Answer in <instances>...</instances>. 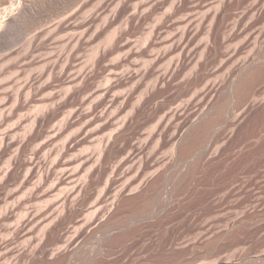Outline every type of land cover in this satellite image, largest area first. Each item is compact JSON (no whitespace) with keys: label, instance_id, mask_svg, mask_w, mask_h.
Here are the masks:
<instances>
[{"label":"bare ground","instance_id":"1","mask_svg":"<svg viewBox=\"0 0 264 264\" xmlns=\"http://www.w3.org/2000/svg\"><path fill=\"white\" fill-rule=\"evenodd\" d=\"M53 1H55V0H0V54L1 53H3V54H1L0 55V78H2V80L3 81H1L2 82V84L4 83V81H5V83H6V81L9 83V82H11L12 80H10L9 79V77L10 76H12L13 74H14V72H13V74L12 75H10L9 73L10 72H12V71H14V70H17L18 71V69L20 68V69H22V68H26V67H31V66H33V65H35L36 63H43L45 66H49L48 64H52V63H54V61L56 60V59H54V61H52L51 59H47V58H45V59H47V60H45V59H42L41 58V60H39V61H35L34 62V58L36 57V56H34V54L36 53V51L39 49V51H41V50H47V42L48 41H50L51 40V36L54 34V36L55 35H59V34H62V33H70L71 34V37H70V40H71V43L72 44H74V46H73V52L71 53L70 52V54H69V56L67 57L68 59L67 60H69V61H72L71 59L72 58H75V56H76V58H78V57H80V56H78V54H80L81 55V51H80V47L84 44L85 45V43L86 44H88L89 42H93V41H91L90 39H89V37L91 36L90 34H92V32H90V30L92 29H90V25L92 24L91 22H92V19L95 17V15H93L92 17H90L91 15H89V17H84V16H86V15H84L85 14V12H83L84 11V9H85V7L90 3V2H92L93 3V1L94 0H87V2L84 4V6L83 7H81L80 9H78V7H77V9L74 11V12H70L69 14H68V12H67V15L66 16H64V17H62V19H59V22L55 25V26H47V24L49 23L48 22V19H47V15H46V17H44V16H42V15H39L40 14V10L43 8L44 9V6L46 5V6H48V4H50L51 2H53ZM76 1L77 0H62V1H60V2H62V3H64L65 4V6H64V8H63V10L66 8H70V7H72L75 3H76ZM98 1V0H97ZM96 1V2H97ZM100 1H102V0H100ZM104 1V4H105V7H107V8H112V7H114L115 9H119V7L120 8H124V10H126V9H128V11L130 10V9H132V8H130L129 7V5L132 3V5H133V2L135 1V0H133V2H132V0H103ZM103 1L102 2H100L101 4L103 3ZM140 1V0H139ZM165 1H168V0H147L145 3H142L143 5H141L140 4V7H139V5H135V8L133 9V10H135L134 11V13H132V14H129V15H132V16H130V18L128 17V20L129 19H131L132 18V20H133V18H135L136 16H138V11L140 10H142L141 11V15H139V17L141 18V16L144 14V13H148L149 11L151 12H153V10H155V9H160V7H162V8H164L165 6ZM178 1V2H177ZM183 0H175V2L174 1H172V3H173V7H174V9H177L178 8V10H180L179 9V7H180V5L182 6L183 4H180L181 2H182ZM193 1H195V0H193ZM59 2V3H60ZM55 3H56V1H55ZM55 3H53V4H55ZM61 3V4H62ZM82 3V2H81ZM137 3H138V1H137ZM136 2L134 3V4H137ZM168 3V2H167ZM167 3H166V7H167ZM193 4V6H194V8L192 9V7L193 6H191V9H190V12H189V10H187L188 11V13H186L187 11H185V13H186V15L185 14H183V17H184V19H183V17H182V19L179 21V20H177L176 19V17L174 18V19H176V21H174L172 18V16L173 15H171V16H166V18L164 17V16H160V17H163V18H165V19H163V18H161V19H163V20H166V21H161L162 23H160L159 21H158V24L155 26V25H153V28H151L152 30H150L149 31V33L147 32V35H146V33L144 34V35H146V37H144V38H147V39H145V43H147V46L149 47L148 48V50L150 49V48H152L153 50H154V48H155V51H154V53H153V51L151 52V50L152 49H150V51H148L147 52V48H145L146 47V45L143 43V47L145 48V50L146 51H143L142 52V54L145 52V53H149V52H151L150 54L152 55V53H153V55L152 56H154V54H156L155 52H157L158 51V48L157 47H164L163 49H164V54H162L163 52V49H162V51H161V53H160V51H159V54H161V55H158V52H157V57H154V58H151V57H149L150 56V54L149 55H147L148 57V59L147 60H149V58H151L148 62H147V60H146V62L148 63V66L150 65V67L151 68H154V66L152 67L151 66V64H153V62L155 61L159 66H161V63H164V62H166L167 63V57L168 56H170V55H172V54H174V55H176V57H174V55H173V59L171 60V62L170 63H172V61H174L175 59L174 58H176L177 59V61H176V63L174 64L175 66H173V63L171 64V66H173L174 68H172L171 70H167V72L165 71V73L163 72V73H159V72H157V74H156V70L155 71H153V72H155V73H153L152 72V70H151V73L152 74H154V75H156V78L154 79L155 80V82L152 80L151 82H154L155 84H152V86L154 85V88H152V89H149V94H146V92H148V89L146 88V87H148V86H144L145 88H144V94L142 95L141 94V101L143 102V100H146L145 98L147 97L146 95H149L150 96V94H152L153 95V97L152 98H154L155 97V99H157L156 98V96L158 95V94H156V93H154V91H155V89H157L158 91H159V88L160 87H169V86H171L172 85V83L174 82V81H177V82H180L181 83V87L183 86L184 87V91H185V89L186 90H189L190 91V89H194L195 87H196V85H198V82L201 80L200 79V77L202 76V74H204L205 72H207L208 71V67H209V61H210V58H211V55L210 54H212V57H213V55H214V57L216 56L217 57V55H219V58L221 57V56H223L224 54V56H226L227 55V66H228V68H226V69H228L229 71H231V73H233V78L231 79H227L226 77H225V79L223 78V81L221 82V83H212V84H205V86H204V88L202 89V91H200L201 93H200V95L199 96H196L197 95V93L198 92H196L198 89H194V91H195V95L193 96V98H191L190 100L188 99V101L186 100V102H184V103H178V104H176L175 105V103H177V98H176V100L174 101V100H172L171 101V104L167 107V108H165V107H162V105L159 103V102H157L156 104H154L153 105V107L150 109V116H152L153 118L154 117H159L160 116V114L161 115H163V116H161L160 117V121L159 122H156V124L157 125H152V126H154L153 128H151L150 127V134H149V136H147V137H149L151 140H155V142H157L156 143V148L154 147V149L153 150H151V148H149L150 146V144L148 145L147 143L149 142V138H147V140L146 141H144L143 139L142 140H139V141H141L140 143H136V142H130V141H128L127 139V134H129L128 133V131H129V129H131V126H132V123H134V117H129V115H127L126 116V114L127 113H125V115L124 116H126V118L122 115V112H123V110H124V108H128L130 105V107L132 108V110L131 109H129V110H131L132 111V113H140V111H139V109H140V106H139V104L138 103H140V101L138 102V103H133V102H135V101H133L132 99V97H131V95L133 94V93H131L130 94V92H126V93H128L127 94V96H125L126 94L124 93V94H122V95H124V96H122L123 98L122 99H120L121 98V96H120V98L117 96V95H115L116 93L117 94H119V91L116 89V87H118V85L116 86V82H114V80H116L117 78H120V77H124L125 75H124V73L123 72H121V73H123V74H121L119 71H117L118 69V67L117 68H115L116 67V65L118 64V62H117V64L116 63H114L113 65L115 66H113V65H110V64H112V63H110L109 65L110 66H112V67H114L115 69H114V72H112L111 74H115L114 75V80H112L113 79V77L111 76V74H110V72L111 71H113L110 67V72H107V70H108V68H107V70H105L107 73H109L108 75L109 76H111V77H109V76H103L104 78L105 77H107V79H106V81L105 82H107V85H105L106 83L104 82V81H101V82H104V85L106 86H104L103 87V89L101 88H99V89H97V91H95L94 93H96L94 96H96V98L94 97H92L93 98V100L94 99H97V98H99V99H101V103H100V100L99 99H97V100H95V101H99V103L98 102H94L93 100H92V98H91V101H89L88 99H84L85 101H87L90 105H91V107L90 106H88L89 104H86V102L84 103L83 102V100L82 101H80V102H83L85 105H87V107H89L90 109H88L89 111H86V112H83V113H77V114H79V115H75L74 114V110H78V108L76 109L75 107H72V106H77L76 104L75 105H73V103L74 102H76V101H71L70 102V107H68L67 105H65V106H67L68 108H71L70 109V111L72 110V109H74L72 112V114H74L76 117H80L81 118V129H79V130H81V132H82V136H83V138H87V139H91V138H94V137H96V136H98L99 135V132L101 131V132H103L104 133V131H105V129L107 130V132H109V130L108 129H110L111 131H110V133L108 134V136H107V138H105L106 136H104V138L106 139L105 141H101V140H103V139H101L102 138V136H101V138H99L100 139V141L102 142V143H104V142H106L105 144H104V147H103V149H100V148H102V143L100 142L99 144H101L98 148V150H100V156H99V160H98V162H97V164L94 166V165H91L92 164V162L94 161V158L92 159V158H90V157H92V156H90V157H83V155L82 156H80L81 154H79V156L80 157H78L77 156V158H75L76 160V162L78 163V167H79V170H82V168H88V169H86V171H84V172H86V174L84 173V172H82V171H80V172H82L83 174H85L84 175V177L87 179V178H90V177H94V176H102V174L105 172V174H106V170H105V165L106 164H108V162H109V160H110V158L112 157V155H111V151L115 148V147H117L119 144H123L126 140H127V143H128V145H126L127 147H126V149L124 148V150H125V154H124V157H123V159L121 158V162H120V160H119V162H120V164H118L117 166H114V168L112 169V175H111V177H109L110 176V174H109V176H107L108 174H106V176L107 177H109L108 179V183L106 182V184L107 185H105L104 184V190H103V192L104 193H102V191H101V189L99 190L101 193H99V191H98V193L100 194V195H102L103 194V196H101V198L99 197L100 195H98V197H97V201L96 200H94V204H96V205H93V206H95V209H96V211H95V209H91V210H93L94 211V214L95 213H99V212H101V211H104V208H105V210H107V211H104V214H103V212L101 213L102 215H104L103 217H101L102 219V221L101 222H98V224L96 225V223H95V225H93V226H95V228L96 227H98L99 228V233L100 232H102V231H104L105 232V234L107 233L106 231H109L110 229H112L113 227H118V225H121V224H123V223H127V222H131V219L132 218H140V220H144V218H146L147 217V219H150V215H152V214H156V215H158V217L159 216H162V214L163 213H165V211L170 207V206H173V205H175L176 203H177V201H173L172 200V198H168V197H164V194H168V193H172V191H173V189H177V191L180 189V194L183 192V191H185V192H187L188 193V191H190L191 189H192V187L194 186V181L199 177V175L201 174H207L208 172L207 171H209V170H206V167H208V166H206L205 167V165H203L202 163L205 161V158H204V161L203 162H201V160H200V162H199V158L198 159H196L195 161H197L196 162V164H194L193 166H190L191 168L190 169H187L188 171L187 172H184V173H182V174H180V175H178L177 176V174H175L174 172H173V174H171L172 176H167V173L165 172V168H170V167H172V166H170L169 164L171 163V161L173 160V158L174 157H176V155L177 154H181V156L182 155H184V156H186V158H187V156L189 155H194L197 151H199V149L200 148H202L203 146H204V144H205V142H207L208 141V139L209 138H216L215 140H217L218 141V144H219V147L220 148H222V146H220V143L221 142H219V140H218V137L220 136V131L222 130V127L220 128L219 126L220 125H224V126H227V125H232L233 127H236V128H229V130L231 129H234L233 131H234V133H235V130L237 129V127L239 128V126L242 124V123H244L246 120H248L247 118H248V116L250 115V113L253 111V110H255L257 107L259 108V107H262V108H264V94H261V93H259L258 92V89L260 90V86H259V84L261 83V84H263L264 83V0H197V1H195V4H194V2H192ZM91 4V3H90ZM93 4H96L95 2L93 3ZM180 4V5H179ZM50 5H52V4H50ZM103 5V4H102ZM172 5V4H171ZM45 6V7H46ZM74 6H76V5H74ZM94 6V5H93ZM164 6V7H163ZM47 8V7H46ZM46 8H45V10H46ZM49 8V7H48ZM58 8H60V7H58ZM73 8V7H72ZM90 8V7H89ZM122 8V9H123ZM130 8V9H129ZM66 9H65V11H66ZM71 9V8H70ZM88 9V8H87ZM101 9H104L103 8V6H102V8ZM100 9V10H101ZM166 9V8H165ZM182 9V8H181ZM109 10V9H108ZM111 10H113V11H111V12H113V13H109L108 12V14H106L107 16H101V15H99L100 17H102L103 18V20L105 19L106 21H105V25H107V21H108V23L109 22H111V21H109V20H107V18H109L110 20H111V18L112 17H114V9L112 8ZM116 10V11H117ZM133 10H132V12H133ZM161 10V9H160ZM163 10V9H162ZM177 10V11H178ZM236 10H242V16H240L239 17V21L237 20V23L235 24V25H233L232 26V24H229L230 23V20L231 19H233V13H235L234 11H236ZM64 11V12H65ZM70 11V10H69ZM99 11V10H98ZM102 11V10H101ZM119 11V10H118ZM121 11V10H120ZM123 11V10H122ZM122 11H121V15L122 14H124V12L125 11H123V13H122ZM194 11H196V12H198V13H202V15H205V16H202V15H200V17L202 16V18H197V20L195 19V16L192 14V12H194ZM213 11V12H212ZM155 12V11H154ZM159 12V11H158ZM179 12V11H178ZM48 13H51V12H48ZM98 13V12H97ZM118 13H120V12H118ZM131 13V12H130ZM156 13V12H155ZM154 13V14H155ZM212 13V14H211ZM54 14V13H53ZM61 14V13H60ZM100 14V13H99ZM102 14V13H101ZM112 14V16L110 17V15ZM150 14V13H149ZM148 14V15H149ZM157 14V13H156ZM175 14V13H174ZM178 13H176L174 16H176ZM210 14V15H209ZM84 15V16H83ZM116 15V14H115ZM145 15V14H144ZM152 15H153V13H152ZM163 15V14H162ZM209 15V16H208ZM53 16V15H52ZM146 16H147V14H146ZM145 16V17H146ZM186 16V17H185ZM97 17H98V15H97ZM100 17H98V18H96L97 20L100 18ZM107 17V18H106ZM116 17V16H115ZM118 17V16H117ZM138 17V18H139ZM144 17V16H143ZM159 16L157 15V18H158ZM204 17V18H203ZM53 18V17H52ZM137 18V19H138ZM139 18V19H140ZM178 18V17H177ZM95 19V18H94ZM93 19V23L94 22H96L95 20ZM114 19V18H113ZM115 19H118V18H115ZM179 19V18H178ZM201 19V20H200ZM127 20V22H128V24L126 23V25H129V23H130V21L131 20H129L128 21ZM142 20H144V19H141L140 21H142ZM145 20H147V19H145ZM144 20V21H145ZM209 20H211V22H208L209 23V31H208V34H206L207 35V37H206V45H204L205 46V48H202V50L203 49H205V50H203V51H201L202 53H200V55L202 56V54L204 53V51H206V54H207V51H209L208 53H210L209 55V57L208 56H206V55H204L203 54V56L204 57H202V59L203 58H205V57H208V59H205L203 62H196L195 60V58H196V55H198V54H196L197 52H198V43H196V41H197V37L199 36L198 35V33H199V31H201V30H199V28L203 25V24H205L207 21H209ZM244 20V21H243ZM114 21V20H113ZM242 21H243V23H242ZM102 23V22H101ZM112 23V22H111ZM108 24L109 25V28H110V25H112V24ZM133 23V22H132ZM160 23V24H159ZM96 24H97V22H96ZM104 24V23H103ZM114 24H115V21H114ZM263 24V25H262ZM130 25H131V23H130ZM229 25H231L232 27H229ZM262 25V26H261ZM95 26V24H93V30H94V33H95V31L97 32V29L95 30V28L96 27H94ZM97 26V25H96ZM115 26H117V25H115ZM115 26H113L114 27V29L115 30H112V32H111V29H110V34H108V36H107V38H106V41L104 42V44H102V42H101V45H97V43H94L95 45H93V43H92V45H91V47L92 46H96V50L95 51H93V49H94V47H92V51H93V55H94V53L95 54H100V56L102 55V56H104L105 57V55H107L106 54V52L108 51L107 50V48H108V46L110 47H113V46H115V44H120V45H122L123 44V42L125 43V41L129 38H127L126 39V37L129 35V34H127V32H125V31H127L125 28L126 27H124V29H125V31H124V29H120V27H122V24H121V26L120 25H118V26H120L119 27V29L118 28H115ZM112 27V28H113ZM202 27H204V25L202 26ZM201 27V29H203ZM97 28H99V27H97ZM123 28V27H122ZM92 30V31H93ZM109 30V29H108ZM173 30H176V32L174 33V32H172ZM30 31H36L31 37H29L28 38V40H26V43H25V45H24V48L22 49V50H18L17 49V47L16 46H14L15 44H14V42L16 43H18V41H16V39L18 38V36L20 35V34H28L29 35V32ZM105 31H107V29L105 30ZM32 32H30V34L32 33ZM90 33V34H89ZM172 33V34H171ZM174 33V34H173ZM27 34H26V36H27ZM66 34V35H67ZM69 34V35H70ZM131 35V34H130ZM129 35V36H130ZM24 36V35H23ZM233 36H238L239 38H241L242 40L241 41H239L240 43H238V44H236L237 46L235 47V48H233L234 50H232V48H230L229 46V40L231 39H233L234 40V37ZM53 37V36H52ZM59 37H61V36H59ZM92 37H93V35H92ZM96 37V36H95ZM93 38V40L94 39H96V38ZM106 37V36H105ZM233 37V38H232ZM21 38V37H20ZM56 38V37H55ZM130 38H132V36L130 37ZM144 38H142V39H144ZM237 38V37H236ZM58 39V38H57ZM126 39V40H125ZM98 40V39H97ZM125 40V41H124ZM238 40V39H237ZM240 40V39H239ZM130 41H132V39H130V40H127V43L129 42L130 43ZM147 41V42H146ZM133 42H135L134 40L131 42V44L133 43ZM233 42V41H232ZM62 43V42H61ZM71 43H70V41H69V45L71 46ZM127 43H125V44H127ZM136 43V42H135ZM229 43V44H228ZM125 44H124V46L123 47H125ZM131 44H127L128 45V47L131 45ZM137 44V45H136ZM136 44H134V46H133V44L131 45V46H133V47H138V48H136L134 51H132V49H134L133 47L131 48V46L129 47L130 48V50H129V48L127 49V48H125V49H127L129 52H127L126 50H124V48H122V47H118V49H123L124 51H125V53L123 52L122 53V51H121V54L123 55H125L126 56V53L128 54L129 53V55H130V52H132V53H134L137 49V51L139 52L140 50H139V46H138V43H136ZM228 44V45H227ZM17 45V44H16ZM59 45V44H58ZM62 45V44H61ZM83 45V46H84ZM86 46V45H85ZM89 46V45H88ZM203 46V47H204ZM251 46H253V48H252V50L250 51V52H252V55L254 54V56H253V58L252 59H250V58H248L247 56H246V58H244V62L242 63V62H239L238 60H240V58L241 59H243V57H241L240 55L242 54V55H244V52L246 51V50H248ZM15 47V48H14ZM90 47V46H89ZM90 47V48H91ZM111 47L109 48V51L110 50H114V48L116 47H114V48H112L111 49ZM226 47H229V50L231 51V52H227V54H226V52H225V50L227 49ZM141 48V47H140ZM224 48H226V49H224ZM25 49V50H24ZM116 50H117V47L115 48ZM141 49H143V48H141ZM166 49V50H165ZM201 49V48H200ZM199 49V50H200ZM24 50V51H23ZM115 50V51H116ZM72 51V50H71ZM118 52H116V53H120L119 52V50H117ZM225 53H224V52ZM227 51V50H226ZM43 52V51H42ZM80 52V53H79ZM113 52V51H112ZM138 52L136 53H134V54H132V56L134 55L135 56V58H134V60H136V61H138L140 58H138V57H140V55L139 56H136V55H138ZM200 52V51H199ZM38 53V52H37ZM108 53V52H107ZM114 53V52H113ZM112 53V54H113ZM140 54V53H139ZM141 54V55H142ZM36 55V54H35ZM91 56L90 58L92 59V58H94V57H96L97 55H95V56ZM114 55V54H113ZM143 55H145V54H143ZM142 55V56H143ZM208 55V54H207ZM40 56V55H39ZM99 56V55H98ZM101 56V57H102ZM111 54H109V57L111 58ZM125 56H124V58H125ZM131 56V55H130ZM129 56V57H130ZM240 56V58H238ZM57 57V56H56ZM108 57V56H107ZM109 57H108V59H109ZM114 57H116V56H114ZM120 58H118V59H120V61L122 60V58H123V56H119ZM144 57H146V56H143V58ZM126 58H128V57H126ZM125 58V59H126ZM130 58H132L133 59V57H130ZM130 58H128V59H126L127 61H126V63H128L129 62V59ZM223 59H224V57H222ZM53 59V58H52ZM90 59V60H91ZM104 59V58H103ZM105 59H106V57H105ZM107 59V60H108ZM132 59H130V60H132ZM138 59V60H137ZM145 59V58H144ZM152 59H154V61L152 60ZM52 62H51V61ZM58 57H57V60L55 61L56 63H58V65L59 64H61L60 65V67L62 66V63H60V61L58 62ZM60 60H61V58H60ZM93 60V59H92ZM97 59H95V61H96ZM116 60V59H115ZM134 60H132L131 62H130V65L131 64H135V63H137V62H134ZM75 59H73V62L75 63ZM106 61V60H105ZM117 61H119V60H117ZM120 61H119V63H120ZM123 61V64H124V60H122ZM121 61V62H122ZM145 61V60H144ZM143 61V62H144ZM225 61L226 60H222V62L223 63H225ZM242 61V60H241ZM49 62H51V63H49ZM61 62H62V60H61ZM102 62H103V60H102ZM116 62V61H115ZM142 62V63H143ZM145 62V63H146ZM151 62V63H150ZM175 62V61H174ZM56 63L55 64H52V66H58V65H56ZM70 63V64H69ZM71 63L72 62H68V64H69V66L71 65ZM96 63H97V61H96ZM165 63V64H166ZM237 63H242V64H240L239 66H237ZM42 64V65H43ZM66 65H68L67 64V62L65 63ZM65 64L63 65V67H65ZM73 64V63H72ZM122 64V63H121ZM123 64H122V66H123ZM144 64V63H143ZM167 64H169V63H167ZM188 64H194V72H195V74L194 73H192V72H190L189 74L193 77V78H195V80H193V78H192V80L191 79H189V78H191V77H187L188 79H185V77L184 78H182L183 76H181V78H180V76H179V74H180V72H181V70H182V68H185V66H187ZM39 65V64H38ZM44 65L42 66V68L44 67ZM76 65V64H75ZM75 65H73V66H75ZM94 65H95V63H94ZM124 65H126V64H124ZM132 65V66H133ZM145 65V64H144ZM225 65V64H224ZM224 65H222V66H224ZM69 66H68V69H67V72H68V75L66 76V82H64V85L66 86L65 88L64 87H62V86H64V85H62L61 87L63 88V89H65L64 91H66V95L68 96V95H71L69 92H67V91H69V90H71L70 92H72L73 90H76V89H73L72 90V88H77V86L78 87H81V84L83 83V82H85V81H87V83H88V81L90 80H86V77H85V75L83 76L82 74H83V72L80 70L78 73L76 72H73L74 71V69H76L77 67H74L73 68V71L71 72L70 70L72 69V68H70L69 69ZM72 66V67H73ZM121 66V67H122ZM128 66V65H127ZM130 67V68H134V69H136L135 67ZM135 66V65H134ZM138 66V64L136 65V67ZM147 66V65H146ZM159 66H158V68H159ZM237 66V67H236ZM40 67V66H39ZM51 67V66H50ZM50 67H49V69H50ZM63 67H61V71H65V69H62ZM71 67V66H70ZM108 67V66H107ZM124 67V66H123ZM149 67V68H150ZM52 68V67H51ZM56 68L57 67H53V70H50V71H54V73L56 74ZM67 68V67H66ZM187 68V67H186ZM6 69V70H5ZM37 69V68H36ZM39 69V68H38ZM44 70H45V68H43ZM59 69V68H58ZM117 69V70H116ZM137 69H138V67H137ZM137 69L136 70H134V71H132V72H135L136 71V74H137ZM146 69V68H145ZM145 69H141V70H143V71H139V72H143V73H141V74H137V75H135L134 76V73L132 74L131 73V75L129 74V78H133V77H130V76H134V78H139V79H141V81L143 80V79H145L144 81H143V83H141V84H139V82L137 83V80L139 81V79H136V81H135V84L137 83V85L139 84L140 86L142 85V84H144V82L147 80V78H149V77H147L146 76V74H147V71H145ZM181 69V70H180ZM32 70V69H31ZM34 70V69H33ZM108 70V71H109ZM147 70H148V68H147ZM190 70H192L193 71V69H191L190 68ZM189 70V71H190ZM217 70V69H216ZM216 70H213L214 72L216 71ZM5 71V72H4ZM16 71V72H17ZM30 71V70H29ZM49 71V70H48ZM64 71L63 72H61L62 73V75H63V73H64ZM104 71V74L106 73ZM117 71V72H116ZM145 71V72H144ZM15 72V73H16ZM20 72V71H19ZM47 72V71H46ZM66 72V73H67ZM119 73V74H121V75H116V73ZM130 72V71H129ZM138 72V73H139ZM148 72H149V70H148ZM70 73H72V75L70 74ZM73 73H74V75H73ZM193 75H192V74ZM7 74V75H6ZM45 74V73H44ZM48 74H49V72H48ZM51 74H52V72H51ZM54 74V75H55ZM58 74V73H57ZM65 74V73H64ZM149 74H150V72H149ZM149 74H147V75H149ZM6 75V76H5ZM9 75V77H8V80H5L3 77L5 76L6 77V79H7V76ZM42 76H43V73L41 74ZM181 75V74H180ZM194 75H196V77H194ZM204 75H206V74H204ZM203 75V76H204ZM40 76V75H39ZM42 76H40L41 77V80H42ZM48 76V75H47ZM47 76H46V81H47V83H48V85L46 86V87H44L45 85H42V83L44 82H42L41 83V87H43V88H45V91L46 90H50V92H51V90L53 91H55L54 93H56V88H55V86H54V81H53V79L52 78H54V77H52V75H49L48 76V79H50L51 77V79H52V82L53 83H51V84H49L50 82H49V80H47ZM51 76V77H50ZM56 76H58V77H60V74L59 75H55V78L57 79L58 77H56ZM88 76V75H87ZM115 76H118L117 78L115 77ZM126 76H128V74L126 75ZM145 76H146V78H145ZM150 76H151V74H150ZM13 77V76H12ZM62 77V76H61ZM68 77V78H67ZM152 77V76H151ZM11 78V77H10ZM14 78V77H13ZM37 78H39V77H37ZM37 78H35V79H37ZM88 78H89V76H88ZM116 78V79H115ZM126 78V77H125ZM128 78V77H127ZM128 78V81H130V79ZM197 78V79H196ZM202 78V77H201ZM34 79V78H33ZM34 79V80H35ZM120 79H122V78H120ZM203 79V78H202ZM1 80V79H0ZM15 80V79H14ZM34 80H32V81H34ZM38 80V79H37ZM39 80H40V78H39ZM38 80V82H40ZM44 80V79H43ZM63 80V79H62ZM64 80H65V78H64ZM117 80H119V79H117ZM124 80V79H123ZM126 80V79H125ZM28 81V80H27ZM30 81V83H28V85L30 84V85H32V87L30 86V90H34L35 91V93H36V96H38V95H40V94H38L37 95V93H39V92H42L41 90H42V88L40 89V87H38V88H35L33 85V83H31V79L29 80ZM28 81V82H29ZM45 81V82H46ZM127 81V80H126ZM140 81V82H141ZM0 82V83H1ZM37 82V83H38ZM56 82V81H55ZM131 82H133L134 83V81H133V79L131 80ZM151 82H150V85H151ZM6 84V86L7 85H9V84ZM12 83H13V81H12ZM16 83V82H15ZM36 83V82H35ZM36 83V84H37ZM63 82H61V84H62ZM120 83V82H119ZM123 83V82H122ZM121 83V84H122ZM127 83H129V82H127ZM26 85H27V82L25 83ZM40 84V83H39ZM84 84V83H83ZM89 84V83H88ZM88 84H86V85H88ZM117 84H118V81H117ZM135 84H130V85H132V89L133 88H135V87H137V86H135ZM147 84V83H146ZM11 85V84H10ZM26 85H25V87H26ZM27 85V87L25 88V90H27L28 89V91H26L25 92V90H24V88H23V86H20V92H21V90H22V92H25L24 93V95H26V93L29 95V93L31 92L30 90H29V86ZM80 85V86H79ZM85 85V84H84ZM120 85V84H119ZM138 85V86H139ZM147 85H149V83L147 84ZM149 85V86H150ZM180 85V84H179ZM14 86V85H13ZM12 85H11V87H13ZM36 86V85H35ZM38 86H40V85H38ZM23 89H22V88ZM182 87V88H183ZM7 88V87H6ZM32 88V89H31ZM88 88H89V86H88ZM197 88V87H196ZM262 88V87H261ZM0 89H2V87L0 88ZM4 89V88H3ZM2 89V90H3ZM63 89H60V90H62L63 91ZM79 88H77V90H78ZM132 89H131V92H132ZM24 90V91H23ZM77 90H76V92L75 91H73L74 93H76L75 95H79L80 94V97H81V91H78V93H77ZM81 90H82V88H81ZM83 90L84 91H86L85 90V88H83ZM82 90V91H83ZM115 90H117L118 92H116V93H114L115 92ZM147 90V91H146ZM180 90H182V89H180ZM179 90V91H180ZM30 91V92H29ZM43 91H44V89H43ZM48 91L47 92H45V93H47V95L49 96V95H51V96H53V97H55V98H53V99H51V97L49 96H47V95H45L47 98H50L52 101L53 100H55L56 99V97H57V95L56 96H54V93H48ZM88 91V90H87ZM183 91V92H184ZM199 91V90H198ZM261 91V90H260ZM0 92H3V91H1L0 90ZM59 92V91H58ZM157 92V91H156ZM182 91H180V93H181ZM182 92V93H183ZM193 92V91H192ZM261 92H263V90L261 91ZM5 93V92H4ZM3 93V94H4ZM18 93H19V89H18V92H17V94H16V99H17V96H19L18 95ZM33 93L34 92H32V93H30V95L32 94L33 95ZM64 93V92H63ZM68 93V94H67ZM85 93V92H84ZM120 93H122V91L120 92ZM180 93H178V94H180ZM184 93H187V95H188V92H184ZM184 93H183V95H184ZM264 93V92H263ZM0 95V100H2V98H3V96H4V98L7 96V99L5 98H3V103L5 104V103H7L6 102V100L8 101V97H9V95ZM59 95H60V93H58ZM83 94V93H82ZM199 94V93H198ZM261 95L260 97L258 96V95ZM21 96V98H23L22 97V94H20ZM23 95V96H24ZM30 95L28 96V98H29V101H28V99L26 100V101H28L29 103H30V100H32L31 99V97H30ZM41 95H43V97L41 98V101H43V98H45L44 97V94L42 93ZM61 95H63V94H61ZM60 95V96H61ZM65 95V96H66ZM145 95V96H144ZM2 96V97H1ZM11 96V95H10ZM27 96V95H26ZM60 96H58V97H60ZM73 96H74V94H73ZM179 96V95H178ZM178 96H176V97H178ZM196 96V98H194ZM263 96V97H262ZM13 97V96H12ZM25 97V96H24ZM40 97V96H39ZM57 97V98H58ZM61 97H63V96H61ZM82 97H83V95H82ZM182 97V96H181ZM180 97V98H181ZM262 97V98H261ZM27 98V97H26ZM65 98V97H64ZM69 98V97H68ZM68 98H65L66 100L68 99ZM73 98V97H72ZM136 98V97H135ZM134 98V99H135ZM13 99V98H12ZM15 99V98H14ZM16 99H15V101H16ZM24 99V98H23ZM46 99V98H45ZM50 99H49V101H50ZM63 99V98H62ZM70 99V98H69ZM68 99V100H69ZM79 98H77V100H78ZM80 99H82V98H80ZM137 99V98H136ZM175 99V98H174ZM48 100V99H47ZM47 100H45V101H47ZM59 100H60V98H59ZM58 100V101H59ZM131 100H132V103L133 104H130V102H131ZM138 100V99H137ZM139 100H140V97H139ZM149 100H150V97H149ZM149 100H146L147 102L146 103H148L149 102ZM5 101V102H4ZM10 102H13V101H11V99L9 100ZM14 101V102H15ZM24 101V100H23ZM34 101V100H33ZM57 101V100H56ZM55 101V102H56ZM130 101V102H129ZM153 101H154V99H153ZM179 101V100H178ZM18 102V100L16 101V103ZM32 102V101H31ZM37 102V101H36ZM44 102V101H43ZM67 102L68 101H66V104H67ZM128 102H129V105H127L128 107H126L125 105L126 104H128ZM137 102V101H136ZM2 102H0V104H1ZM3 103L1 104V105H3ZM9 103V102H8ZM16 103H15V106L13 105H11L10 104V107L12 106V108L13 109H15V107H16ZM23 103H27V102H23ZM22 103V104H23ZM34 103V102H33ZM37 103H39V102H37ZM37 103H34V104H36V105H41V103L40 104H37ZM52 102H47V103H43V109H44V107H49V109H50V107L54 104V105H56L57 103H59V102H57L56 104L55 103H53V104H51ZM78 103V102H77ZM82 103V104H83ZM33 104V108H34V105ZM46 104V105H45ZM47 104H51V106H48ZM83 104V106H85ZM99 104H101L100 106L102 107V109H103V111H101L102 113L101 114H98V115H96L97 113V111L95 112V109H97V107L99 106ZM117 104H119V106H117L116 107V105ZM142 104V103H141ZM144 104H145V102H144ZM1 105H0V118L1 117H4L5 118V113H7V112H5L4 113V109H5V105L4 106H2L1 107ZM24 106H25V104H23ZM54 105H53V108H54ZM58 105V104H57ZM79 106L81 105L80 103L78 104ZM8 107H9V105H7ZM7 106H6V109H5V111L7 110V111H11V108H10V110H8L7 109ZM24 106L22 107L23 109H24ZM29 107L31 106V105H28ZM100 106H99V108H100ZM28 107V109L26 108V109H24V110H29V111H33V113L35 114V115H33V116H35L34 117V119H35V122H37V124H38V121L39 120H41V117H39L40 119L38 120L36 117H38L37 115H39L40 113L38 112V110H40V112H43L42 110V107L40 106V108H37V111L35 110V108H34V110H33V108H29ZM64 107V106H63ZM67 107H65V109H67ZM114 107H116L117 108V110H116V114L114 113V115L113 116H111L112 115V111H115L114 109H112V108H114ZM21 108V109H22ZM98 108V109H99ZM242 109V111H240V113H238L237 115H234L233 116V114L236 112V109ZM13 109H12V111L11 112H8L9 114L10 113H13ZM18 109V108H17ZM20 108H19V110H21ZM22 109V111H24ZM31 109V110H30ZM48 109V108H47ZM64 109V110H65ZM239 109V110H240ZM261 109V108H260ZM16 110V109H15ZM19 110H17L16 112L19 114V115H21L18 111ZM44 110H46V109H44ZM56 109H54L53 111H55ZM112 110V111H111ZM239 110L237 111V112H239ZM259 110V109H258ZM21 111V112H22ZM26 111V112H27ZM28 111V112H29ZM32 111L30 112V114H32ZM34 111H36L37 112V115H36V113L34 112ZM47 111V110H46ZM50 111V110H49ZM58 111V110H57ZM57 111H55V112H57ZM61 111H63V108H62V110ZM66 111V110H65ZM16 112L14 111V113L16 114ZM45 112V111H44ZM48 112V111H47ZM124 112H126V110L124 111ZM256 112V111H255ZM264 111H262V113H263ZM39 113V114H38ZM61 113H63V112H61ZM60 113V114H61ZM69 114H68V116H70V112H68ZM76 113V112H75ZM96 113V114H95ZM254 113V112H253ZM252 113V114H253ZM8 114V115H9ZM14 114V115H15ZM42 114V113H41ZM40 114V115H41ZM54 114H56V113H54ZM63 114H65V113H63ZM71 114V116H73ZM111 114V115H110ZM122 115V117H121V115ZM137 114V115H138ZM255 114V113H254ZM4 115V116H3ZM7 115V116H8ZM14 115H13V120L15 119L14 118ZM19 115H15V116H19ZM28 115H29V113H28ZM62 115V114H61ZM258 115V114H257ZM6 116V117H7ZM21 116H23V115H21ZM20 116V117H21ZM42 116V115H41ZM53 117L55 116V115H52ZM52 116H50V118L52 119L51 121L53 122V119L55 118H52ZM59 116L60 115H57L56 114V119H58L59 118ZM64 116V115H63ZM65 116H67V114L65 115ZM68 116H67V119H65L64 120V118L63 119H61V121H62V123H61V121H59L60 123H57V121H56V123L55 124H59L60 125V129H65L64 128V126L65 125H67V124H69L68 122H69V120H72V119H69L68 118ZM16 118V119H18V120H21L22 119V121L20 122L21 124L23 123V120L25 119L24 117L25 116H23L22 118ZM28 117H30V116H28ZM28 117H26V122H27V126L29 127L30 126V124H29V121L30 120H27L28 119ZM58 117V118H57ZM61 117V116H60ZM75 117V118H76ZM124 117V118H123ZM138 117V116H137ZM250 117V116H249ZM259 117V116H258ZM264 117V116H263ZM3 118V119H4ZM8 118V120L7 121H9V119L11 118L10 117V115L7 117ZM7 118H5V119H7ZM24 118V119H23ZM31 118V117H30ZM49 118V119H50ZM3 119H1V122L3 123ZM34 119H32V121H31V124H34ZM42 119H44V117H42ZM56 119H54V120H56ZM60 119V118H59ZM58 119V120H59ZM78 119V118H77ZM77 119H76V122H74V119L72 120L74 123H76L77 124ZM137 119H140V118H137ZM3 120V121H2ZM38 120V121H37ZM141 120V119H140ZM6 121V120H5ZM4 121V123H6ZM16 120H14V121H11V119H10V125L12 124V122L14 123ZM42 121V120H41ZM40 121V122H41ZM72 121H71V124L72 125H74L73 123H72ZM154 121V120H153ZM1 122H0V124H1ZM39 122V123H40ZM49 123H51L50 121H48ZM137 122H138V120H137ZM247 122V121H246ZM4 123L2 124V125H4ZM43 123V122H42ZM41 123V124H42ZM79 123V124H80ZM257 123V122H256ZM259 123V122H258ZM8 124V123H7ZM6 124V125H7ZM9 124H8V126L7 127H3L2 129L3 130H5L6 128L7 129H10V130H12L11 128H14L15 127V125H16V127H17V129L18 130H20L21 129V131L23 130V129H26L27 130V135H28V128H27V126H24L23 124L22 125H19V122L17 123V124H14L13 125V127H10V128H8L9 127ZM24 124H25V122H24ZM41 124H40V126H39V129H38V131H37V133L36 134H34V135H36V136H32V137H35V141H38V139H39V137L41 138L42 136V132H44V130H43V128L41 127ZM75 124V125H76ZM43 125V124H42ZM1 126V125H0ZM18 126H19V128L21 127V126H23V129H22V127L19 129L18 128ZM34 126V125H33ZM35 126H36V123H35ZM37 127V126H36ZM36 127H33L34 129H33V131L36 129ZM44 127H46V126H44ZM55 127H58V126H56L55 125ZM66 127V126H65ZM72 126H70V128H71ZM76 127V126H75ZM133 127V126H132ZM219 127V128H218ZM5 128V129H4ZM29 128H31V127H29ZM38 128V127H37ZM50 128V127H49ZM0 129H1V127H0ZM5 130L4 132H6V133H4V132H1L0 133V152L2 151V150H4L5 151V149H10V148H12L13 149V147H15L18 143H16V141H15V143H14V139H12L13 138V135L15 136L16 134H14V132L16 131L15 129L13 130V131H8V130ZM53 129V128H52ZM52 129H49V130H52ZM60 129H59V132L58 133H56V135L57 134H60V132L61 131H63V129L60 131ZM248 129V128H247ZM3 130H0V131H3ZM18 130L16 131V133L18 132ZM26 130H23V132L24 131H26ZM30 130V129H29ZM31 130H32V128H31ZM37 130V129H36ZM43 130V131H42ZM47 130V129H46ZM58 130V129H57ZM148 130V131H149ZM239 130H240V128H239ZM255 131H256V129H254ZM53 131V130H52ZM224 131H225V129H224ZM226 131H228L227 129H226ZM251 131H253V130H251ZM22 132V133H23ZM32 132V131H31ZM80 132V131H79ZM80 132V133H81ZM230 132V131H229ZM250 132V131H249ZM3 133V134H2ZM19 133H21V132H19ZM50 133V132H49ZM54 133V132H53ZM53 133H51L52 135H53ZM148 133V132H147ZM221 133H222V131H221ZM228 133V132H227ZM232 131H231V133H229V134H231L232 136H233V134H234ZM237 133V132H236ZM2 134V135H1ZM25 134V133H24ZM102 134V133H101ZM106 134V132H105V135H107ZM18 135V134H17ZM16 135V136H17ZM27 135H25V136H23V137H26ZM45 134L43 133V136H44ZM103 135V134H102ZM224 135V133L221 135V136H223ZM227 135V134H226ZM234 135H236V134H234ZM15 136V137H16ZM49 136V135H48ZM51 136V135H50ZM55 136V135H54ZM54 136H51L52 138L54 137ZM58 136V135H57ZM57 136H55V137H57ZM70 136V135H69ZM72 136V135H71ZM54 137V138H55ZM226 137L227 136H225V139H226ZM27 138V137H26ZM43 138V137H42ZM61 138V137H60ZM144 138H145V136H144ZM223 138V137H222ZM228 138V137H227ZM230 138V137H229ZM229 138H228V140H229ZM234 138V137H233ZM246 138V137H245ZM33 140V138H31L30 137V140ZM44 139V138H43ZM47 139V138H46ZM46 139H44V140H46ZM59 139V138H58ZM67 139H69L68 137H67ZM71 139H72V137H71ZM70 139V140H71ZM231 139V138H230ZM48 140V139H47ZM50 140H51V143H49L48 141V143L49 144H53L54 143V141H52L53 139H51L50 138ZM54 140H57V138L56 139H54ZM64 140V139H63ZM210 140V139H209ZM214 140V139H213ZM221 140V139H220ZM228 140H226L227 142H228ZM34 141V142H35ZM39 141H41V139L39 140ZM60 141V140H59ZM124 141V142H123ZM144 141V142H143ZM148 141V142H147ZM216 141V142H217ZM224 141V140H223ZM240 141V140H239ZM31 142H33V141H31ZM53 142V143H52ZM70 142V141H69ZM99 142V141H98ZM97 142V143H98ZM147 142V143H146ZM225 142V141H224ZM30 143V142H29ZM41 143V142H40ZM63 143H66L67 144V142H65V140H64V142ZM161 143L162 144H164V145H168V144H170V153L172 154L171 155V157L170 158H166V157H162L161 155V157L159 156V154L160 153H163L164 152V155H165V150L164 151H159V149L161 150V148H157L158 146H160L161 145ZM207 143H209V141L207 142ZM232 143V142H231ZM241 143V142H240ZM41 144H43V143H41ZM45 144H46V142H45ZM62 144V143H61ZM98 144V145H99ZM214 144H216L215 142H214ZM213 144V145H214ZM218 144H217V146L216 145H214V146H216L217 148L216 149H219L218 150V152L220 151V152H222L223 153V151H221V149L218 147ZM34 145V144H33ZM39 145V144H38ZM48 145V144H47ZM45 145L46 147L45 148H43V150L44 149H47V147H50V145ZM56 145H58V144H56ZM56 145H54V147L53 148H55V146ZM124 145V144H123ZM223 145V144H222ZM225 145V147L227 148V146L226 145H228V144H224ZM238 145V144H237ZM22 146V145H21ZM41 146V148H42V146L43 145H40ZM66 146V147H65ZM81 146V144H80V142H79V139L78 138H76L74 141H71L69 144H67V145H64L63 147H65L64 149H66L65 151V153H64V151H61V153L63 154L64 153V155L62 156V157H68V155H70V154H72L73 152H76L77 153V150H80V147ZM96 146V145H95ZM121 146V145H120ZM230 146V145H229ZM20 147V146H19ZM18 147V145H17V148H18V150H20V148ZM44 147V146H43ZM57 147V146H56ZM94 147V146H93ZM207 147H208V145H207ZM206 147V148H207ZM224 147V148H225ZM24 148V147H23ZM62 148V147H61ZM79 148V149H78ZM95 148H97V146L95 147ZM214 148L215 147H213V150H214ZM14 149H16V148H14ZM52 149V148H51ZM50 149V150H51ZM60 149V148H59ZM58 149V150H59ZM63 149V150H64ZM83 149H85V148H83ZM82 149V150H83ZM90 149V148H89ZM88 149V150H89ZM118 149H120V148H117V149H115V150H118ZM164 149H168V148H166V147H164ZM209 149H210V147H209ZM239 149V148H238ZM11 150V149H10ZM23 150V149H22ZM48 150V149H47ZM46 150V151H47ZM87 150V149H86ZM163 150V149H162ZM225 150H227V149H225ZM237 150V149H236ZM11 151H13V150H11ZM11 151H6V154H7V152L9 153V155H10V162H9V160H8V162H9V165H6V169H8V170H6L5 168V171H4V169H3V171H2V169H1V167H0V193L3 191L4 192V190L6 189L7 190V188H8V186H10L11 187V185H8L9 183L11 184V182H8L7 181V176L9 175V173H10V171H12V170H14V168L15 169H20V167L19 166H21L22 164H24L25 163V168H24V170L25 169H27V172L28 173H26L27 175L24 177V179H27V176L29 175V177L28 178H34L35 180H36V178L35 177H37V180H38V178L40 177L41 178V180H42V182L44 183V180L46 181V183L48 182V177H49V183H50V178L52 177H50L49 175V171H50V169H48L49 167L51 168V166L52 165H50L48 168H47V170H49L48 171V173H47V171H46V173L47 174H42L43 172H42V169L41 168H43L42 166V164H40V165H42V166H40L38 163H36V161H37V159H36V161H34L35 159L33 158V159H28V160H23V158L21 157V152L20 153H18L19 151H17V152H15L16 150H14L13 151V154H12V156H11V154H10V152ZM37 151V150H36ZM45 151V152H46ZM119 151V150H118ZM212 153L214 152V151H212V148H211V150H210ZM217 151V150H216ZM216 151L214 152L215 153V155L216 156H214V157H216L217 158V154L219 155V153L217 152V154H216ZM44 152V151H43ZM44 152V153H45ZM50 152V151H49ZM53 152V151H52ZM56 153H58L57 151H55ZM54 152V153H55ZM116 152V151H115ZM168 152V151H167ZM166 152V153H167ZM203 152V151H202ZM201 152V153H202ZM207 152V151H206ZM226 152V151H225ZM5 153V152H4ZM15 153V154H14ZM47 153H48V151H47ZM60 153V154H61ZM76 153H73V154H76ZM84 153V152H83ZM200 153V154H201ZM213 153V154H214ZM59 154V155H60ZM98 154V153H97ZM113 154V153H112ZM168 154H169V152L165 155V156H168ZM206 154V153H205ZM209 154H211V153H209ZM212 154V155H213ZM55 155H58V154H55ZM58 155V156H59ZM76 155H78V154H76ZM75 155V156H76ZM116 155V154H115ZM119 155V154H118ZM222 155V154H221ZM220 155V156H221ZM224 155V154H223ZM37 156V155H36ZM47 156V155H46ZM50 156V155H49ZM48 156V157H49ZM57 156V157H58ZM123 156V155H122ZM201 156V159H202V157L203 156H205L203 153H202V155H200ZM207 156H208V153H207ZM210 156V155H209ZM227 156V155H226ZM35 157V156H34ZM71 157V156H70ZM69 157V158H70ZM191 157V156H190ZM212 157V156H211ZM210 157V158H211ZM213 157V158H214ZM69 158L68 159H64V158H62V159H60V156H59V158L58 159H60V161L61 160H63V162H62V164H63V166L65 165V167H66V171H67V167H74V166H72L71 164L72 163H70V160H69ZM74 158V157H73ZM209 158V157H208ZM219 158V157H218ZM47 159V158H46ZM45 159V160H46ZM54 159V158H53ZM57 159V160H58ZM71 160H73L72 159V157L70 158ZM114 159V158H113ZM177 159V158H176ZM181 159H183L184 160V157L182 158L181 157ZM207 159V158H206ZM215 159V158H214ZM213 159V160H214ZM221 159H222V157H221ZM228 159V158H227ZM50 160V159H49ZM182 160V161H183ZM203 160V159H202ZM210 160H212V159H209L208 161H210ZM218 160V159H217ZM216 160V161H217ZM181 160H180V162H182ZM215 161V162H216ZM8 162H6L7 164H8ZM38 162V161H37ZM46 162V161H45ZM52 162V161H51ZM54 162H55V160H54ZM53 162V164L55 165V167H57L56 165H58V164H56V163H54ZM59 162V161H58ZM74 162V161H73ZM174 161H172V163H173ZM213 162V161H212ZM5 162H4V164H6ZM40 163V162H39ZM61 163V162H60ZM99 163V164H98ZM114 163V162H113ZM118 163V162H117ZM171 163V164H172ZM194 163V162H193ZM205 163H207V161H205ZM1 164V163H0ZM61 164V165H62ZM76 164V163H75ZM116 164V163H115ZM209 165H210V163H208ZM213 164V163H212ZM53 165V166H54ZM61 165H59V167H61ZM70 165V166H69ZM90 165V167H88ZM175 165V164H174ZM173 165V166H174ZM191 165V164H190ZM215 165V164H214ZM52 166V167H53ZM76 166V165H75ZM169 166V167H168ZM182 166V165H181ZM9 167V168H8ZM16 167H19V168H16ZM210 167V166H209ZM208 167V168H209ZM11 168V169H10ZM22 168V169H23ZM54 168V167H53ZM77 168V167H76ZM210 168H212V167H210ZM52 169V168H51ZM57 169V168H56ZM60 169V168H59ZM59 169H57V171H55V169H53V171H54V174H53V176H56L55 175V173L58 175V173L60 172V171H58ZM65 169V168H64ZM60 170H62V168L60 169ZM83 170H85V169H83ZM45 171V170H44ZM65 171V170H64ZM63 171V172H64ZM65 171V172H66ZM69 171V170H68ZM77 171H78V169H77ZM166 171H168V170H166ZM177 171V170H176ZM14 172V171H13ZM17 172V171H16ZM45 173V172H44ZM78 174H76V172H75V175H73V173H71V174H67V175H65L64 173V176H62L61 177V175L59 176L60 178H59V181H57V182H59V183H57V185H56V187L54 188V187H52L51 186V184H48L47 183V185H50V188L51 189H53L52 191H49L50 193L52 192V193H56V192H63L64 190L63 189H65V191H67L68 189L67 188H69V187H71V190L70 191H67V192H64L65 193V195L63 196V194L64 193H62V196H61V194H59L60 195V199L61 200H58V197L56 198V197H54V198H56V204H55V200H53L54 201V207H52L51 209H50V207H49V210L47 211L45 208V210L43 211H41V210H39L41 213L42 212H44V213H42V214H40V212L38 211V210H36L37 212H39L38 214H37V212L36 213H33V214H31V212L29 213V217L28 218H30V221L28 222V220H27V227L29 226V224H31V226H32V223L34 224V225H36V224H38V227H40L39 229V231H41V232H39V233H43V235H42V237L41 238H43V236L44 235H46V234H44V231L43 230H47L48 228H53L52 230H53V232L55 233V235L57 234V233H59L60 234V231H61V228H63L64 226V220L63 221H61L60 223H56V220L58 219V218H62L64 215L62 214L61 216L62 217H59L60 216V214L64 211L65 213H66V211L68 212V216L69 217H71L72 218V216H75V215H77V214H79L80 212L82 213V205H83V202L84 201H86V197L85 196H89V194L88 193H90L89 191H91L93 188H91V183L89 184V183H86L85 181H87V180H85V178H84V184L82 183L81 185H79L80 183L78 182L77 183V185L75 184H73L72 186L70 185V181L72 182V180L77 176V175H79V171L77 172ZM210 173V172H209ZM49 174V175H48ZM62 174V175H63ZM104 174V175H105ZM51 175H52V170H51ZM210 175V174H209ZM11 176V175H10ZM80 176H82L81 174H80ZM90 176V177H89ZM198 176V177H197ZM9 177V176H8ZM83 177V176H82ZM99 177V178H100ZM105 177V176H104ZM201 177V176H200ZM199 177V178H200ZM203 177V176H202ZM210 177V176H209ZM39 178V179H40ZM58 178V177H57ZM81 178V177H80ZM79 178V179H80ZM97 177H95V179H96ZM99 178H97V179H99ZM52 179V178H51ZM56 179V178H55ZM78 179V180H79ZM94 179V178H93ZM96 179V180H97ZM106 179V178H105ZM34 180V181H35ZM36 180V181H37ZM81 180V179H80ZM89 180V179H88ZM90 180H92L91 178H90ZM89 180V181H90ZM95 180V181H96ZM100 180V179H99ZM104 180V179H103ZM107 180V179H106ZM105 180V181H106ZM197 180H199V179H197ZM200 180H203V179H200ZM199 180V181H200ZM250 180V182L252 183V182H255L252 178L251 179H249ZM248 180V181H249ZM256 180V179H255ZM6 181H7V183L8 184H6ZM24 181H26V180H24ZM23 181V182H24ZM27 181L29 182V180L27 179ZM26 181V182H27ZM33 180L31 179V181H30V183L32 182ZM40 181V180H39ZM52 181V180H51ZM56 181V180H55ZM77 181V180H76ZM88 181V182H89ZM105 181H102V182H104L105 183ZM22 182V183H23ZM27 182V183H28ZM41 182V181H40ZM40 182H39V184H40ZM75 181L73 180V183H74ZM93 182V184H95V182H94V180L92 181ZM196 182V181H195ZM235 182V181H234ZM233 182V183H234ZM27 183H26V185H27ZM29 183V184H30ZM32 183H34V182H32ZM37 183V186H39V188L40 187H43L44 185H45V183L43 184V186H40V185H38V182H36ZM69 183V185H67ZM201 183V182H200ZM231 183L232 182H230V185H229V187L231 188V186L232 185H234V184H232L231 185ZM237 183V182H236ZM235 183V184H236ZM72 184V183H71ZM98 184V183H97ZM96 184V185H97ZM117 184H122L121 186H119L120 188H116V185ZM203 184V183H202ZM201 184V185H202ZM242 184V183H241ZM246 184H247V182H246ZM252 184H254V183H252ZM23 185H25V184H23ZM31 185V184H30ZM29 185V186H30ZM33 186H35L36 187V185L35 184H32ZM55 185V184H54ZM168 185H171L172 186V191H171V189L168 187ZM198 185V184H197ZM196 185V186H197ZM200 185V184H199ZM227 185V184H226ZM244 185H245V183H244ZM28 186V185H27ZM27 186H25V188L23 187V189H20V188H18V189H20V190H22L23 192H24V189H26V187ZM66 186V187H65ZM75 186V187H74ZM236 186H239V184L237 185L236 184ZM7 187V188H6ZM9 187V188H10ZM35 187H32L31 188V186H30V189L28 188V190H31L30 192L31 193H33L34 191H35ZM46 188H48L47 186H45ZM93 187V186H92ZM94 187H95V185H94ZM97 187H99V186H97ZM102 187V188H103ZM234 187V186H233ZM231 188V189H235V187L234 188ZM244 187V186H243ZM8 188V189H9ZM46 188H43V190L42 189H39L40 190V192L43 194V192L45 191V189ZM50 188H48V189H50ZM203 188V187H202ZM205 188V187H204ZM228 188V187H227ZM228 189L229 191L231 190V189ZM245 188V187H244ZM249 188H250V185H249ZM252 188H253V186H252ZM18 189H15V191L16 190H18ZM70 189V188H69ZM91 189V190H90ZM238 189V188H237ZM5 190V191H6ZM13 189L11 188V190H8V191H6V192H8V194L12 191ZM47 190V189H46ZM227 190V189H226ZM227 190V191H228ZM242 190V189H241ZM21 191V192H22ZM27 191V190H26ZM37 191H38V188H37ZM43 191V192H42ZM182 191V192H181ZM235 192L237 191V190H234ZM233 191V193H235ZM2 192V193H3ZM22 192V193H23ZM40 192H38V193H40ZM48 194H49V192L48 191H46ZM45 192V193H46ZM184 192V194L186 195V193ZM191 192H192V190H191ZM214 192V191H213ZM231 192V191H230ZM241 192V191H240ZM11 193H13V194H9V195H11L12 197V199H11V201H9V202H14V204H12L11 205V207L9 206V207H7L8 209H10V213L11 214H14V212L16 213V210H18L17 208L18 207H20V206H18V205H20V201H18V199H17V201H18V205H16V203H17V201L15 202V201H12V200H14V198L16 199V197H18V195H21L22 193H19V194H16V193H18V192H16V193H14V191L13 192H11ZM54 193V194H55ZM67 193V194H66ZM178 193V192H177ZM196 193V192H195ZM227 194V193H229V192H224V194ZM244 193V192H243ZM30 194V193H29ZM34 194V193H33ZM33 194H31L32 196H33ZM36 194H37V192H36ZM42 194H38V195H41L42 196ZM92 194V193H91ZM179 194V195H180ZM182 195V196H185V195ZM192 194V193H191ZM223 194V195H224ZM226 194H225V196H226ZM231 194H232V192H231ZM9 195H7V196H9ZM30 195V196H31ZM55 195H57V194H55ZM229 195V194H228ZM227 195V196H228ZM242 195V194H241ZM36 196V195H35ZM43 196H47V194L45 195V194H43ZM43 196H42V199H44L43 198ZM49 196V195H48ZM129 196V197H128ZM131 196H136L135 198L137 199V197L139 198V202H138V204H137V206H136V211H135V213L133 214V212L130 214V215H128L127 214V209L125 210L126 211V214H122L121 212L123 211V210H121V206H122V203H123V201L125 200V198L127 199V197L128 198H130ZM166 196V195H165ZM174 196H176V195H174ZM177 196H178V194H177ZM181 196V197H182ZM224 196V197H225ZM255 196V195H254ZM257 196V195H256ZM62 197V198H61ZM85 197V198H84ZM93 196H91V198H92ZM228 197H230V196H228ZM233 197V196H232ZM259 197V196H258ZM260 197H262V196H260ZM22 198V197H21ZM33 199H34V197H32ZM40 198V197H39ZM39 198L37 197V199H36V201L37 200H39ZM53 198V199H54ZM99 198V199H98ZM177 197H175V199H176ZM187 198H188V196H187ZM240 198V197H239ZM238 198V199H239ZM254 198V197H253ZM19 199H20V196H19ZM22 199H24V198H22ZM21 199V200H22ZM33 199L31 200V197H29V200H31V201H33ZM41 199V198H40ZM46 199V198H45ZM50 199V198H49ZM93 199V198H92ZM96 199V198H95ZM132 199V198H131ZM135 199V200H136ZM180 198L178 197V200H179ZM182 199H185V198H181L180 200H182ZM191 199V198H190ZM189 199V200H190ZM193 199V198H192ZM220 199V198H219ZM219 199H218V201H219ZM231 199V198H230ZM234 199V198H233ZM241 199V198H240ZM246 199V198H245ZM29 200H27V201H29ZM129 200V199H128ZM177 200V199H176ZM221 200H224L223 199V197L221 198ZM254 200H255V198H254ZM6 201V204L7 203H9L7 200H5ZM24 201H26V200H24ZM30 201V202H31ZM43 201L44 200H42V203H43ZM47 201V200H46ZM49 201V200H48ZM96 201V202H95ZM126 201V200H125ZM131 201V200H130ZM136 201H138V200H136ZM186 201H188L187 199H186ZM228 202H229V200H227ZM251 201V200H250ZM52 202V199L50 200V203ZM89 202V201H88ZM87 202V203H88ZM174 202H175V204H174ZM191 202V201H190ZM189 202V203H190ZM219 202H222V201H219ZM237 202H238V200H237ZM236 202V203H237ZM248 202V201H247ZM252 203H253V201H251ZM28 203V202H27ZM32 203H34V202H32ZM46 203V202H45ZM49 203V202H48ZM47 203V204H48ZM49 203V204H50ZM136 203V202H135ZM179 203V202H178ZM182 203H183V200H182ZM181 202H180V204H182ZM216 203V202H215ZM215 203H213V204H215ZM218 203V202H217ZM244 203V202H243ZM5 204V205H6ZM10 204V203H9ZM23 204V203H22ZM25 204H26V202H25ZM29 204H31V203H29ZM36 204V203H35ZM39 204V203H38ZM180 204H177L178 206V208H179V205ZM232 204V203H231ZM235 204V203H234ZM53 205H51V206H53ZM84 205H85V203H84ZM83 205V206H84ZM126 205L127 204H125L124 206L126 207ZM187 205V204H186ZM185 205V206H186ZM191 205V204H190ZM193 205V204H192ZM216 205V204H215ZM242 204L240 203V205L239 206H241ZM4 206V205H3ZM27 206V205H26ZM87 206V205H86ZM92 206V208H94ZM107 206V207H106ZM128 206V205H127ZM176 206V205H175ZM183 206H184V204H183ZM189 205H187V207H188ZM195 206V205H194ZM235 206V205H234ZM233 205H232V207L230 208V207H228V208H230V210L233 212L235 209H238V208H236V207H234ZM237 206V205H236ZM238 206V207H239ZM247 206V205H246ZM249 206H251V207H249V208H247V209H245V207L243 208V209H245V210H240L241 209V207L239 208V210H240V212H239V210L237 211V210H235V212H231L230 210H228V209H225V210H221L220 212H214L213 214H212V216H210L211 217V219L209 220V221H211L210 222V224L207 226V232H203L202 231V228L201 229H199V232H200V230L202 231V232H198L199 234H197L196 233V238H194L193 237V241H192V239H190L189 241H192V243H188V244H186L187 243V241H186V243H184V245L186 244V245H188V246H184V248H188V251H190V255L192 256V253L193 252H195L196 253V250H209L210 251V256L212 257V259H207L206 261H204L203 262V264H210V260H214L213 261V263H211V264H264V247H263V249L261 250L262 252L260 253V251H259V253L258 252H256V256H254V257H250L249 256V258L247 257H245L244 255H247L248 256V254H245L244 253V257L242 258L241 256H240V260H239V262H237V259L235 260V256H236V254H238L239 252H238V250H240L239 249V247H241L242 248V244L240 245V241L241 240H243L242 239V237L244 236V237H250V236H252V233L254 234H256V233H263L264 234V201L262 200V199H259V200H255V202H254V204L252 205V204H250ZM123 207V206H122ZM216 207V206H215ZM218 208H219V206H217ZM216 207V208H217ZM26 208V207H25ZM39 208H40V206H39ZM38 208V209H39ZM42 208H43V206H42ZM47 208H48V205H47ZM63 209V211L61 210V211H59L60 209ZM81 208V209H80ZM90 208H91V205H90ZM107 208V209H106ZM2 209V208H1ZM6 209V208H5ZM5 209L3 210V211H5ZM22 209V208H21ZM87 208H85V210H86ZM123 209V208H122ZM171 209H172V207H171ZM173 209H175V207L173 208ZM181 209V208H180ZM2 210H0V211H2ZM90 209H89V206H88V213H90L89 211H91ZM179 210V209H178ZM183 210H184V208H183ZM183 210H181V211H183ZM226 210H228V212L230 211L232 214H231V216H230V213L228 214L229 216L227 217V214H226ZM2 211V212H3ZM27 211V210H26ZM84 211V210H83ZM121 211V212H120ZM174 210H172V212H173ZM175 211H176V209H175ZM8 212V211H7ZM6 212V213H7ZM18 212V211H17ZM23 212V211H22ZM61 212V213H60ZM63 212V213H64ZM168 212H169V210H168ZM171 212V211H170ZM171 212V213H172ZM177 212V211H176ZM227 212V213H228ZM80 213V214H81ZM85 213H87V212H85ZM87 213V214H88ZM167 213V212H166ZM171 213H167L166 214V216L168 217V215H171ZM179 213H180V211H179ZM186 213V212H185ZM217 213V214H216ZM2 214V213H1ZM0 214V215H1ZM25 214V213H24ZM36 214V215H35ZM79 214V215H80ZM83 214H84V212H83ZM84 214V218L85 217H87L88 215H89V217H87V218H89L87 221H88V223H89V225H92V224H90L91 222H92V219H90V218H93V220H94V216H91L90 217V215L92 214V211H91V214ZM93 214V215H94ZM133 214V215H132ZM6 215V214H5ZM9 215V214H8ZM19 215V214H18ZM17 215V216H18ZM26 215V214H25ZM66 215V214H65ZM87 215V216H86ZM99 215V214H98ZM187 215V214H186ZM12 216V215H11ZM67 216V215H66ZM83 216V215H82ZM188 216V215H187ZM187 216H186V218H187ZM208 216V218H210ZM2 217V216H1ZM10 217V216H9ZM24 217V216H23ZM80 217V216H79ZM172 217V216H171ZM170 217V219H173V217L171 218ZM17 218V217H16ZM70 218V219H71ZM74 218V217H73ZM77 218V217H76ZM142 218V219H141ZM155 218V220H156V217H154ZM165 218V217H164ZM169 218V217H168ZM190 218V217H189ZM194 218H195V216H194ZM207 218V217H206ZM9 219V218H8ZM63 219V218H62ZM62 219H59V220H62ZM67 219H68V217H67ZM66 219V220H67ZM160 220H161V218H159ZM158 219V220H159ZM166 219V218H165ZM71 220H73V219H71ZM90 220H91V222H90ZM97 220H98V218H97ZM134 220V219H133ZM132 220V221H133ZM139 219H135V221H138ZM139 220V221H140ZM142 220V221H143ZM154 219H152V223H153V221H155ZM159 220V221H160ZM163 220V219H162ZM191 220H194L193 218L191 219ZM202 220H203V218H202ZM32 221V222H31ZM68 221H69V219H68ZM81 221V220H80ZM82 221H84L85 222V224L87 223V221H85L84 219H82ZM95 221H96V219H95ZM99 221H100V218H99ZM158 221V223H160ZM169 221V220H168ZM171 221V220H170ZM208 221V222H209ZM25 222V221H24ZM66 222V221H65ZM163 222H165L164 220H163ZM173 222H174V220H173ZM208 222L206 223V224H208ZM23 223V222H22ZM81 223V222H80ZM144 223V222H143ZM147 223H148V221H147ZM152 223H151V225H152ZM158 223H155V224H158ZM85 224H83V226H82V228H84V226L86 227V225ZM161 224V223H160ZM163 224V223H162ZM170 224V223H169ZM22 225H24V224H22ZM33 225V226H34ZM77 225H82V224H78V221H77ZM77 225H76V227H77ZM127 225H129V224H127ZM141 225H142V223H141ZM147 225V224H146ZM20 226V225H19ZM18 226V227H19ZM29 227V228H27L28 230H25V232H23V238H26V239H30V238H33V237H30L31 236V233H32V230H34V229H32V228H34L33 226L32 227ZM123 226V225H122ZM149 226H150V224H149ZM153 226V225H152ZM167 226V225H166ZM203 226V225H202ZM205 226V225H204ZM203 226V227H204ZM24 227V226H23ZM26 227V226H25ZM24 227V228H25ZM37 226H35V228H36ZM79 227L80 226H78V229H77V231L74 233L75 235H73L71 238H70V240H69V243H68V247L67 248H61L59 251H58V249H56L57 251H50L51 250V248H50V246L48 247V245L46 246V243H45V246L43 245L42 247L40 246V245H37L38 247H36L35 249L33 248V250H31V248L29 249L30 251V253H31V251L33 252L32 253V255H31V257H28L29 259H28V264H33L34 262H35V264H36V262L37 261H41V262H43V261H46V262H49L50 264H51V262H53V264L55 263V261L59 258V257H64L63 259H66V258H69V261L72 259V257L74 256V255H76V250H77V248L78 247H80V244L83 242V240L85 239L84 237L86 236L84 233H83V235H85V236H82V234L80 233V231H82L81 229H80V231H79ZM124 227H127V226H125V224H124ZM141 227V226H140ZM144 227V226H143ZM142 227V228H143ZM157 227H159L158 225H157ZM198 227V226H197ZM21 228V227H20ZM24 228H22V230L21 231H23V229ZM32 230H31V229ZM87 228H88V230H89V227H88V225H87ZM94 227H92L91 229H93ZM121 228H123V227H121ZM142 228H141V230H142ZM154 228H156V227H154ZM204 228H206V227H204ZM43 229V230H42ZM91 229H90V231H91ZM97 229V228H96ZM114 229V228H113ZM112 229V230H113ZM119 229V228H118ZM146 229V228H145ZM147 229H149V227L147 228ZM20 230V229H19ZM84 230V229H83ZM101 230V231H100ZM111 230V231H112ZM134 230H136V229H134ZM138 230H140V229H138ZM34 231H36V230H34ZM98 231V229L96 230V232ZM151 231V230H150ZM206 231V230H205ZM93 233L95 232L94 231V229H93V231H92ZM110 232V231H109ZM140 232V231H139ZM15 233V232H14ZM20 233V231L18 232V234ZM46 233V232H45ZM51 233V232H50ZM53 233V234H54ZM62 233V232H61ZM38 234V233H37ZM52 234V233H51ZM138 234V233H137ZM251 234V235H250ZM262 234V235H263ZM21 235V236H22ZM33 235V234H32ZM103 235V234H102ZM199 235V236H198ZM260 235V234H259ZM262 235H260L261 237H262ZM16 236H18V235H16ZM21 236H19V237H21ZM33 236H35V235H33ZM40 236H41V234H40ZM46 236H49V235H46ZM46 236H44V237H46ZM54 236V235H53ZM96 236V235H95ZM113 236V235H112ZM258 236V235H257ZM260 236H259V239H262V238H260ZM28 237V238H27ZM58 237H59V235H58ZM89 237H90V235H89ZM89 237H87V238H89ZM91 237H93V236H91ZM126 237V236H125ZM243 237V238H244ZM52 238V237H51ZM54 238V237H53ZM84 238V239H83ZM121 238V237H120ZM251 238V237H250ZM254 238H256V236L254 237ZM264 238V237H263ZM17 239V238H16ZM108 239V238H107ZM111 239V238H110ZM115 239V238H114ZM245 239V238H244ZM252 240H253V237L251 238ZM256 239H258V237L256 238ZM255 239V240H256ZM25 240V239H24ZM31 240V239H30ZM45 240V239H44ZM44 240H42V241H44ZM230 241V244L229 245H225L226 243V241ZM246 241H247V239H245ZM244 240V241H245ZM250 240V239H249ZM262 240H264V239H262ZM20 241V240H19ZM22 241H23V239H22ZM51 241V240H50ZM54 241V240H53ZM121 241V240H120ZM188 241V242H189ZM228 241V242H229ZM245 241V242H246ZM45 242V241H44ZM47 242V241H46ZM49 242V241H48ZM85 242V241H84ZM83 242V243H84ZM118 242V241H117ZM245 242L243 243V244H245ZM262 242V241H261ZM264 242V241H263ZM262 242V243H263ZM86 243V242H85ZM123 243V242H122ZM241 243H242V241H241ZM42 244V243H41ZM49 244V243H48ZM105 244V243H104ZM114 244V243H113ZM121 244V243H120ZM83 245V244H82ZM81 245V246H82ZM102 246H103V244H101ZM263 245V244H262ZM53 246V245H52ZM109 246V245H108ZM107 246V247H108ZM244 246V245H243ZM2 247V246H1ZM27 247V246H26ZM100 247V246H99ZM98 247V248H99ZM261 247V248H262ZM50 250H49V249ZM183 248V247H182ZM186 248V249H187ZM244 248V247H243ZM242 248V249H243ZM260 248V249H261ZM79 249V248H78ZM185 249V250H186ZM242 249H241V251H242ZM244 249H246V247L244 248ZM5 250V249H4ZM99 250H101V249H99ZM98 250V251H99ZM165 250V249H164ZM184 250V251H185ZM257 250V249H256ZM7 251V250H6ZM97 251V252H98ZM163 251V250H162ZM187 251V252H188ZM208 251V252H209ZM230 251H232L233 253L231 254V252ZM244 252H245V250H243ZM250 251V250H249ZM99 252H101V251H99ZM186 252V255L188 256V254H189V252L187 253ZM206 252V251H205ZM255 252V251H254ZM1 253V252H0ZM3 253V252H2ZM4 253H5V251H4ZM28 253V252H27ZM84 253V252H83ZM181 253V252H180ZM202 254V253H200L199 251L197 252V254L196 255H199V254ZM226 253L228 254V253H230L229 255H232V257L230 258V256L229 255H226ZM248 253V252H247ZM24 254H26V253H24ZM102 254V253H101ZM107 254V253H106ZM165 254V253H164ZM183 254H184V252H183ZM194 254V253H193ZM239 254H241V252L239 253ZM258 254V255H257ZM6 255V254H5ZM14 255V254H13ZM95 256H100L99 254H94ZM93 255V256H94ZM104 255H105V253H104ZM186 255L184 254V255H180V256H178V257H176V259L172 262L173 264H179V263H181V262H183V259H184V262H185V258H184V256L186 257ZM195 254H194V256H196ZM204 254H202V256H203ZM250 255V254H249ZM191 256H190V258H191ZM193 256V257H194ZM201 256V255H200ZM227 256H229V257H227ZM239 256V255H238ZM89 257H90V259L92 260V256H88L87 258L89 259ZM92 257V258H91ZM197 257V256H196ZM209 257V256H208ZM210 257V258H211ZM233 257H235V258H233ZM94 258H96V257H94ZM189 260H190V258L189 257H187ZM238 258V257H237ZM5 259V258H4ZM7 259V258H6ZM60 259V258H59ZM63 259H62V261H63ZM77 259H79V258H77ZM83 259V258H82ZM86 258H84V261H86L85 260ZM188 259H186V260H188ZM195 259V258H194ZM81 260V259H80ZM94 260V259H93ZM193 260V259H192ZM1 261V260H0ZM11 261V260H10ZM64 261H68V260H64ZM63 261V262H64ZM90 261V260H89ZM88 260L86 261V262H88V263H90ZM208 261V262H207ZM95 262V261H94ZM93 262V263H94ZM207 262V263H206ZM212 262V261H211ZM56 263H58V262H56ZM62 263V262H61ZM66 263H68V262H66ZM65 263V264H66ZM69 263H71V262H69ZM92 263V264H93ZM1 264V263H0ZM10 264V263H9ZM13 264V263H12ZM16 264V263H15ZM25 264V263H24ZM84 264H85V262H84ZM87 264V263H86ZM156 264V263H155ZM158 264V263H157ZM163 264V263H162ZM189 264V263H188ZM202 264V263H201Z\"/></svg>","mask_w":264,"mask_h":264},{"label":"rangeland","instance_id":"2","mask_svg":"<svg viewBox=\"0 0 264 264\" xmlns=\"http://www.w3.org/2000/svg\"><path fill=\"white\" fill-rule=\"evenodd\" d=\"M55 1H56V3H55ZM55 1H53V2H51L50 4H52V5H50V4H48V6H44V9L42 8L40 11V14L39 15H42V16H44L45 14L48 16L47 17V19H48V24H47V26H55L58 22H59V19H62V17H64V16H66L67 15V12H68V14L70 13V12H74L76 9H77V7H78V9H80L81 7H83L84 6V4L87 2V0H77L76 1V3L74 4V5H76V6H72V7H70V8H65L66 9V11H65V9L63 10V8H64V6H65V4L64 3H62V2H60V1H62V0H55ZM86 1V2H85ZM97 0H94L93 1V3L95 2L96 4H93L92 2H90L86 7H85V9H84V11L83 12H85V14L84 15H86V16H84V17H89V15H91L90 17H92L93 15H95V21L97 22V24H96V22H94L93 23V19H92V24L90 25V32H92V34H90L91 36L89 37V39L91 40V41H93V42H89L88 44H86L85 43V45L83 46H81L80 47V51L82 52L81 53V55L80 54H78V56H80V57H78V58H76V56H75V58H72L71 60L72 61H69V60H67L68 58V56H69V54H70V52L72 53L73 52V46H74V44H72L71 43V40H70V37H71V34L70 33H62V34H57V35H55L54 36V34L51 36V40L50 41H48L47 43V50H41V51H39V49L36 51V55L34 54V56H36L35 58H34V62L35 61H39V60H41V58L42 59H45V58H49V59H51L52 61H54V59H56L57 60V57H58V62L60 61V63H62V66L61 67H63V65L67 62V64H68V62H72L71 63V67L69 66V64L68 65H66L65 64V67H63L62 69H65V71H64V73H63V75H62V73L61 72H63V71H61V67H60V65L61 64H59L58 65V63H56L55 61H54V63H52V64H55L56 63V65H58V66H52V64H48L49 66L47 67V66H45L43 63H36L35 65H33V66H31V67H26V68H22V69H18V71L17 70H14V71H12V72H10L9 74L10 75H12L13 74V72H14V74L12 75V76H10L9 77V75L7 76V79H6V75L3 77L5 80H8V77H9V79L10 80H12L13 81V83H12V81L11 82H9L13 87H11V85L6 81V83H5V81H4V83L2 84V82L1 81H3L2 80V78H0L1 80H0V88L2 87V89H0L1 91H3V92H0V95H2L4 92V94L5 95H9V99H8V101L6 100V102L7 103H3V98H4V96H3V98H2V100H0V102H2L3 103V105H1V107L2 106H4L5 105V109H6V106L7 105H9V107L7 106V109L8 110H10V108H11V111H12V106L14 105L15 106V103H16V101L18 100V102L16 103V107H15V109H13V113H8V112H11V111H5V109H4V113L5 112H7V113H5L4 115H5V118H7L9 115H10V119H11V121H14V120H16L14 123L12 122V124L10 125L9 123H10V119H9V121H7L8 120V118L7 119H5L4 117H1L0 118V122H1V119H3L6 123H4V121H3V123H4V125H2L3 123L1 122V129L0 130H3L2 128L8 123L9 124V127L8 128H10V127H13V125L14 124H17L18 122H19V125H24V126H27L26 124H27V122L25 121L26 120V117H28V116H30V117H28V119L27 120H30L29 121V124H30V126L29 127H31L32 128V130H31V128H29L28 126H27V128H28V135H27V130L26 129H23V126H21L22 127V129L23 130H26V131H24L23 132V130L21 131V127L19 128V126H18V128L20 129V130H18L17 129V127H16V125H15V127L14 128H11L12 130H10V129H7L8 131H13L14 129L17 131L18 130V132L16 133V131L14 132V134H18L16 137L13 135V138L12 139H14V143H15V141H16V143H18L17 145H18V147L20 148V150H18V148H17V145L15 146V147H13V149L12 148H10L11 150H16L15 152H17V151H19L18 153H20L21 152V157L23 158V160L25 161V160H30V159H35L34 161H36V159H37V161H36V163H38L39 165L40 164H42V165H40V166H42L43 168H41L42 169V174H47L48 173V171L49 170H47V168L50 166V165H54L53 164V162H54V160H55V162L54 163H56V164H58V165H56L57 167H55V165L52 167L51 166V168L49 167L48 169H50V171H49V176L52 178H50V183H49V177H48V184H51V186L52 187H56V185H57V183H59V182H57V181H59V176L61 175V177L62 176H64V174L65 175H69V174H71V173H73V175H75V172H76V174H78L77 172L79 171V175H77L73 180L75 181L74 183H73V180H72V182L70 181L69 183H70V185L72 186L73 184L75 185H77V183L79 182L80 184L79 185H81L82 183L84 184V175L86 174V172H84V171H86V169H88V168H82V170H79V167H78V163L76 162L77 160L75 159V158H77V156L78 157H80V156H82L83 155V157H90V156H92V157H90V158H94V161L92 162V164L91 165H96L97 164V162H98V158H99V152H100V150H98L99 148V146L101 145V144H99L101 141L103 142V141H105L106 139L105 138H107V136H108V134L110 133V129H108L109 130V132H107V130L105 129V131H104V133L103 132H99V135L98 136H96V137H94V138H91V139H87V138H83V136H82V132H81V130H79V129H81L82 127H81V116L79 117H76L77 115H79V114H77V113H83V112H86V111H89L88 109H90L89 107H87V105H85L84 103L86 102V104H89L87 101L89 100V101H91V98L96 94V93H94L95 91H97V89H103V87L105 86V85H107V82H105L106 81V79H107V77H103V76H109L108 74L109 73H107V72H110V70L112 69L113 71H111L110 72V74L112 73V72H114V69L115 68H117L118 66V70L117 71H119L120 73L121 72H125L124 73V75L127 73L128 74V76H122L121 74H123V73H121V74H119V73H116V75H121L122 77H120V78H122V79H120V78H117L118 76H115L117 79H119V80H117L116 78V80H114V75L115 74H111V76L113 77V79L112 80H114V82H116V86L118 85V87H116V89L119 91V94H117L116 92H118L117 90H115V92L114 93H116L115 95H117L119 98H120V96H121V98L120 99H122L123 97L122 96H124V95H122V94H126L125 96H127V94L128 93H126V92H130V94L131 93H133L132 95H131V97L133 98L132 100L133 101H135V102H133L134 104L135 103H138L139 101H140V103H138L139 104V106H140V109H139V111H140V113L138 114V113H132V108L129 106H127V105H129V102H128V104H126L125 106L126 107H128V108H124V110H123V112H122V115L124 116L125 115V113H127L126 114V116L127 115H129V117H134V123H132V126H131V129H129V131H128V133L129 134H127V140L128 141H130V142H136V143H140L141 141H139V140H144V141H146L147 140V138H149V137H147V136H149V134H150V127L151 128H153L155 125H157L156 124V122H159L160 121V117L161 116H163V115H161L160 114V116L159 117H152V116H150V109L153 107V105L154 104H156L157 102H159L161 105H162V107H165V108H167L170 104H171V101L172 100H176V98L179 100H177V103H175V105L176 104H182V103H184V102H186V100L188 101V99L190 100L191 98H193V96L195 95V91H194V89H198L196 92H198L197 93V95L196 96H199L200 95V91H202V89L204 88V86H205V84L207 85V84H212V83H221L222 81H223V78L225 79V77L227 78V79H232L233 77V73H231V71H229L228 69H226V68H228V64L226 63L227 62V55L226 56H221L220 58H219V55H217V57L215 56L214 57V55H213V57H212V54H210V53H208L209 51H207V54H206V51H204V55H206V56H210L211 55V58H210V61H209V67H208V71L207 72H205L204 74H206V75H204V74H202V78L200 77V81L198 82V85H196V87L194 88V89H190V91L189 90H186L185 89V91L186 92H188V95H187V93H184L185 91H184V87L182 88L181 87V83L180 82H177V81H174L173 83H172V85L171 86H169V87H160L159 88V91L157 90V89H155V91H154V93H156V94H158L157 96H156V98L157 99H155V97L154 98H152L153 97V95L152 94H150V96L149 95H146L147 97L145 98L146 100H149V97H150V100H149V102L148 103H146L147 101L146 100H143V102L141 101L142 99H141V94L143 95L144 94V88L146 87V86H148V87H146L147 89H148V92H146V94H149V89H152V88H154V85L152 86V84H155L154 82H155V78H156V75H154V74H152L151 73V70H152V72L153 71H155L156 70V74H157V72H161V73H165V71L167 72V70L169 71V70H171L172 68H174L173 66H175L174 64L176 63V61H177V57H176V55H174V54H172V55H170V56H168L167 58V63H169V64H167L166 62H164V63H161V66H159L155 61H154V57H157V52H158V55H161V54H159V51L161 50L162 51V49L164 48V47H157L158 48V51L157 52H155L156 54H154V56H152L153 55V53H154V51H155V48H154V50L152 49V48H150V49H152L151 50V52L153 51V53H152V55L150 54L151 52H149V53H143V54H145V55H143L142 54V52L143 51H146L147 50V52L148 51H150V49L148 50V46H147V43H145V39H147V38H144V37H146V35H147V32L149 33V31L150 30H152L151 28H153V25H157L158 24V21L160 22V23H162L163 21H166V20H163V19H165L166 18V16H171V15H173L172 17V19L174 20V21H176V19L177 20H181L182 19V17H183V14H185L186 15V13H188V11L187 10H189V12H190V9H191V6H193L192 4V2H194V4H195V1H197V0H195V1H193V0H183L180 4H183L182 6L180 5V7H179V9L180 10H178V8L177 9H174V7H173V3H172V1H174L175 2V0H168V1H165V7L164 8H162V7H160V9L158 8V9H155V10H153V12L151 11H149L148 13H144L142 16H141V18L139 17V15H141V11L139 10L138 11V16H136L135 18H133V20H132V18L131 19H129V20H131L130 21V23H131V25H130V23H129V25H126V23L128 24V22H127V20H128V17L130 18V16H132V15H129V14H132V13H134V11L135 10H133L134 8H135V5H139V7H140V4L141 5H143L142 3H145L147 0H135L134 2H133V0H132V2H133V5H132V3L129 5V7L130 8H132V9H130L129 11H128V9H126V10H124V8L122 9V8H120L119 7V11L117 10V9H115L114 7H112L113 9H114V17H112L111 18V20L109 19V18H107L108 16L106 15V14H108V12L109 13H113V12H111V11H113V10H111L110 8H107V7H105V4H104V1H103V5L100 3V2H102V1H100V0H98L97 2H96ZM137 1H138V3H137ZM143 1V2H142ZM60 2V3H59ZM82 2V3H81ZM137 3V4H134V3ZM142 2V3H141ZM168 2V3H167ZM178 2V1H177ZM53 3H55V4H53ZM62 3V4H61ZM166 3H167V7H166ZM172 4V5H171ZM94 5V6H93ZM102 6H103V8L104 9H101L102 8ZM49 7V8H48ZM58 7H60V8H58ZM90 7V8H89ZM45 8H46V10H45ZM88 8V9H87ZM166 8V9H165ZM182 8V9H181ZM190 8V9H189ZM194 8V6L192 7V9ZM77 9V10H78ZM102 11H101V10ZM109 9V10H108ZM163 9V10H162ZM191 9V10H192ZM70 10V11H69ZM99 10V11H98ZM117 10V11H116ZM123 10V11H125L124 12V14H122L121 15V11ZM132 10H133V12H132ZM179 12H178V11ZM65 11V12H64ZM123 11H122V13H123ZM157 13H155V12ZM159 11V12H158ZM185 11H187L186 13H185ZM48 12H51V13H48ZM98 12V13H97ZM118 12H120V13H118ZM131 12V13H130ZM184 12V13H183ZM213 12V11H212ZM235 13H233V19H231L230 20V23L229 24H232V26L233 25H235L236 23H237V20L239 21L240 19H239V17L240 16H242L241 14H242V10L240 11V10H236V11H234ZM44 15H43V14ZM54 13V14H53ZM61 13V14H60ZM100 13V14H99ZM102 13V14H101ZM106 13V14H105ZM150 13V14H149ZM152 13H153V15H152ZM155 13V14H154ZM176 13H178L176 16H174ZM183 13V14H182ZM93 14V15H92ZM116 14V15H115ZM146 14H147V16H146ZM149 14V15H148ZM163 14V15H162ZM192 14L195 16V19L197 20V18H199L200 17V15H202V13H198V12H196V11H194V12H192ZM212 14V13H211ZM46 15L44 16V17H46ZM53 15V16H52ZM97 15H98V17H100L99 15H101L102 17L105 15V16H107L106 18H107V20H109V21H111V22H109L108 23V21H107V25H105L106 23H105V19L103 20V18L102 17H100L98 20L96 19V18H98L97 17ZM109 15V14H108ZM157 15L159 16L158 18H157ZM210 15V14H209ZM208 15V16H209ZM104 16V17H105ZM112 16V14L110 15V17ZM116 16V17H115ZM118 16V17H117ZM144 16V17H143ZM146 16V17H145ZM160 16H164L165 18H163V17H160ZM202 16H205V15H202ZM202 16L200 17V18H202ZM53 17V18H52ZM140 19H139V18ZM176 17V19H174ZM179 19H178V18ZM186 17V16H185ZM114 18V19H113ZM115 18H118V19H115ZM138 18V19H137ZM161 18H163V19H161ZM204 18V17H203ZM241 18V17H240ZM141 19H147V20H142V21H140ZM183 19H184V17H183ZM115 21V24H114V21ZM128 20V21H129ZM162 22H161V21ZM201 20V19H200ZM244 21V20H243ZM243 21H242V23H243ZM102 22V23H101ZM133 22V23H132ZM208 22H211V20H209V21H207L205 24H203L204 25V27H202L203 29H201V27L199 28V30H201V31H199V33H198V37H197V41H196V43H198L197 45H198V52L196 53V54H198V55H196V62H203L205 59H208V57H205V58H203L202 59V57H204L203 56V54H202V56L200 55V53H202L201 51H203V50H205V49H203L202 50V48H205V46L204 45H206V37H207V35L206 34H208V31H209V23ZM236 22V23H235ZM104 23V24H103ZM112 24V25H110V28H109V25L108 24ZM157 23V24H156ZM159 23V24H160ZM93 24H95V26L94 27H96L95 28V30L97 29V32L95 31V33H94V28H93ZM121 24H122V27H120L121 26ZM97 25V26H96ZM115 25H117V26H115ZM118 25H120V26H118ZM263 25V24H262ZM261 25V26H262ZM113 26H115V28H118L119 29V27H120V29H124V27H126L125 29L127 30V31H125V29H124V31L125 32H127V34H131L130 36L128 35L127 37H126V39L127 40H130V39H132V41L134 40L136 43H138V46H139V52L136 50L135 52L137 53L138 52V55H136V56H139L140 55V57H138V58H140L138 61H136V60H134V58H135V56L133 55L132 56V54H134V53H132V52H130V55H129V53L127 54L126 53V56L123 54H121V51L123 50L122 48H124V50H126L127 52H129L127 49L133 44V46H134V44H136L135 42H133L132 44H131V42L132 41H130V43L128 42L127 43V40L125 41V43H127V44H131L129 47H128V45L127 44H125L124 42H123V46H124V44H125V47H123L122 45H118V44H115V46L117 47V50H119V52L120 53H116V52H118L115 48V46H113V47H111V49L112 48H114V50L112 49V50H110L109 51V46H108V48H107V52H106V54L107 55H105V57H106V59H105V57L104 56H100V54H95L94 53V55L92 54L93 53V51H95L96 49V46L97 45H101V42H102V44H104V42L106 41V38H107V36H108V34H110V29H111V32H112V30H115L114 29V27ZM231 25H229V27H232ZM97 27H99V28H97ZM113 27V28H112ZM107 29V31H105ZM109 29V30H108ZM93 30V31H92ZM176 32V30H173L172 32ZM30 32H32V31H30ZM30 32H29V35L27 34V36H26V34H20L19 36H18V38L16 39V41H18V43L16 42H14V46H16L17 47V49L18 50H22L23 48H24V45H25V43H26V40H28V38L29 37H31L36 31H33L31 34H30ZM174 32V33H175ZM146 33V35H144ZM173 33V34H174ZM67 34V35H66ZM70 34V35H69ZM172 34V33H171ZM24 35V36H23ZM92 35H93V37H92ZM59 36H61V37H59ZM96 36V37H95ZM106 36V37H105ZM132 36V38H130ZM21 37V38H20ZM56 37V38H55ZM96 38V39H94L93 40V38ZM234 37V40L232 39H230L229 40V47L230 48H232V50H234L233 48H235L237 45L236 44H238V43H240L239 41H241L242 39L241 38H239L238 36H233ZM232 37V38H233ZM237 37V38H236ZM58 38V39H57ZM142 38H144V39H142ZM26 39V40H25ZM98 39V40H97ZM238 39V40H237ZM240 39V40H239ZM69 41H70V43H71V46L69 45ZM233 41V42H232ZM62 42V43H61ZM92 43H93V45H95L94 43H97V45L96 46H92V47H94V49H93V51H92V47H91V45H92ZM143 43L146 45V47L145 48H147L146 50H145V48L143 47ZM17 44V45H16ZM59 44V45H58ZM62 44V45H61ZM227 44V45H228ZM91 47H89V46ZM137 45V44H136ZM133 46H131V48L133 47ZM204 46V47H203ZM118 47H122L121 49H118ZM143 48V49H141V48ZM229 47H226V48H224V49H226L225 50V52H226V54H227V52L229 51V52H231L230 50H229ZM15 48V47H14ZM125 48H127V49H125ZM134 49H132V51H134L136 48H138L137 46L136 47H133ZM201 48V49H200ZM252 48H253V46H251L248 50H246L245 52H244V55H240L241 57H243V59H241L240 58V56L238 57V58H240V60H238L239 62H244L243 60H244V58H246V56L248 57V58H250V59H252L253 58V56H254V54L252 55V52H250L251 50H252ZM160 49V50H159ZM200 49V50H199ZM25 50V49H24ZM23 50V51H24ZM72 50V51H71ZM116 50V51H115ZM122 51V53L124 52L125 53V51ZM129 50H130V48H129ZM166 50V49H165ZM43 51V52H42ZM114 53H113V52ZM161 51H160V53H161ZM200 51V52H199ZM38 52V53H37ZM163 53L162 54H164L165 52H164V49H163V51H162ZM224 52V51H223ZM224 52V53H225ZM80 53V52H79ZM114 55H113V54ZM140 53V54H139ZM1 54H3V53H1ZM0 54V55H1ZM109 54H111L112 56H111V58L109 57ZM146 56V57H144L143 58V56ZM149 55L150 54V56L149 57H151V58H154V59H152L154 62H153V64H151V66L153 65L154 66V68H151L150 67V65L148 66V61L151 59V58H149V60H147L148 58V56L147 55ZM210 54V55H209ZM40 55V56H39ZM95 56V55H97L96 57H94V58H90L91 56ZM99 55V56H98ZM123 56V58H122V60H124L125 62H124V64H126V65H124L123 64V61L121 62L120 61V57L119 56ZM173 55H174V57H176V58H174L175 60V62L174 61H172V63H173V66H171V64L172 63H170L171 62V60L173 59L172 57H173ZM57 56V57H56ZM109 57V59H108V57ZM114 56H116V57H114ZM124 56H125V58L126 57H128V58H130V57H133V59L132 58H130V59H132V60H134V62H137V63H135L134 65L133 64H131L130 65V62L132 61V60H130L129 59V62L128 63H126V59H128V58H124ZM130 56V57H129ZM120 58V59H118V58ZM222 57H224V59L222 58ZM227 57V58H226ZM252 57V58H251ZM53 58V59H52ZM60 58H61V60H62V62H61V60H60ZM104 58V59H103ZM147 58V59H146ZM47 59H45V60H47ZM73 59H75L76 61H75V63L73 62ZM91 59V60H90ZM95 59H97L96 61H97V63H96V61H95ZM108 59V60H107ZM116 59V60H115ZM136 59V58H135ZM171 59V60H170ZM50 60V61H51ZM102 60H103V62H102ZM106 60V61H105ZM117 60H119L120 61V63H119V61H117ZM145 60V61H144ZM146 60H147V62H146ZM222 60L224 61V60H226L225 61V63H223L222 62ZM242 60V61H241ZM51 61V62H52ZM116 61V62H115ZM144 61V62H143ZM151 61V60H150ZM51 62H49V63H51ZM117 62H118V64H117ZM133 62V61H132ZM145 64H143V63ZM146 62V63H145ZM94 63H95V65H94ZM110 63H112V64H110ZM114 63H116L117 65H116V67L113 65ZM123 64V66H122V64ZM151 63V62H150ZM166 63V64H165ZM242 63H240V64H242ZM39 64V65H38ZM44 65V67L43 68H45V70L42 68V66ZM76 64V65H75ZM113 65L114 67H112V66H110V65ZM138 64V69H137V67H136V65ZM225 64V65H224ZM239 63H237V66H239L240 65ZM73 65H75V66H73ZM128 65V66H127ZM133 65V66H132ZM147 65V66H146ZM222 65H224V66H222ZM40 66V67H39ZM52 68H51V67ZM68 66H69V69L70 68H72L70 71L72 72L73 71V68L74 67H77L76 69H74V71L73 72H79L80 70L83 72V76L85 75V77H86V80L88 79H90L89 81H88V83H87V81H85V82H83L82 84H81V87H78L77 86V88H79L78 90H77V88H72V90L73 89H76L77 90V93H78V91H81L80 93H81V97H80V94L79 95H75L76 93H74L73 91H75L76 92V90H73L72 92H70L71 90H69V91H67V92H69L71 95H66V91H64L65 89H63L62 87H66L65 85H64V82H66V76L68 75V72H67V69H68ZM73 66V67H72ZM108 66V67H107ZM122 66V67H121ZM135 67L136 69H137V74H141V73H143V72H139V71H143V70H141V69H145V71H147V74H149V72H150V74H151V76H150V74L149 75H147L146 74V76L147 77H149V78H147V80L144 82V84H142L141 86L139 85V84H141V83H143V81L145 80V79H143L142 81H141V79H139V78H134V76L135 75H137L136 74V71L135 72H132V71H134V70H136V69H134V68H130V67ZM152 66V67H153ZM158 66H159V68H158ZM194 66V64H188L187 66H185V68H182V70H181V72H180V74H179V76H180V78H181V76H183L182 78H184L185 77V79H188L189 77H191V78H189V79H191L192 80V76L189 74L190 72H192V73H194L195 74V68L193 67ZM227 66V67H226ZM236 66V67H237ZM49 67H50V69H49ZM53 67L55 68V67H57L56 68V74L54 73V71H50V70H53ZM67 67V68H66ZM111 69H110V68ZM150 67V68H149ZM187 67V68H186ZM226 67V68H225ZM37 68V69H36ZM39 68V69H38ZM59 68V69H58ZM107 68H108V70H107ZM147 68H148V70H149V72H148V70H147ZM190 68L191 69H193V71L192 70H190ZM32 69V70H31ZM34 69V70H33ZM140 69V70H139ZM151 69V70H150ZM155 69V70H154ZM217 69V70H216ZM6 70V69H5ZM30 70V71H29ZM49 70V71H48ZM105 70H107V72L105 71ZM139 70V71H138ZM190 70V71H189ZM213 70H216L215 72L213 71ZM17 71V72H16ZM20 71V72H19ZM47 71V72H46ZM104 71L106 72L105 74H104ZM130 71V72H129ZM144 71V72H145ZM5 72V71H4ZM16 72V73H15ZM48 72H49V74H48ZM51 72H52V74H51ZM67 72V73H66ZM139 72V73H138ZM43 73V76L41 75ZM45 73V74H44ZM58 73V74H57ZM131 73L133 74L134 73V76L132 75V76H130V77H133L132 79H133V81H134V83L133 82H131V78H129V74L131 75ZM153 73H155V72H153ZM191 73V74H192ZM59 75L60 74V77H58V76H56V77H58L57 79L55 78V75ZM71 75H72V73H70ZM42 76V80H41V77L40 76ZM49 75H52V77H54V78H52L51 76V78L53 79V81H54V83L52 82V79L50 78V79H48V76ZM66 75V76H65ZM73 75H74V73H73ZM89 76V78H88V76ZM103 75V76H102ZM193 75V74H192ZM204 75V76H203ZM46 76H47V80H49V84H51V83H53L54 84V86H55V88H56V93H54L55 91L53 90H51V92L52 93H54V96H56L57 95V97L58 96H60L61 94H63V95H61V96H63V97H56V99L55 100H51V99H53V98H55V97H53V96H51V95H49L50 97H51V99L50 98H47L45 95H47V93H45V92H47L48 90H46L45 91V88H43V87H41L42 85H45L44 87H46L47 85H48V83H47V81H46ZM62 76V77H61ZM111 76H109V77H111ZM146 76H145V78H146ZM189 76V77H188ZM37 77H39L40 78V80H39V78H37ZM126 77V78H125ZM130 79V81H128V78ZM188 77V78H187ZM194 77H196V75H194ZM35 78H37L40 82H38V80L37 79H34ZM64 78H65V80H64ZM68 78V77H67ZM181 78V79H182ZM15 79V80H14ZM31 79V83H33L34 85V87L35 88H38V87H40V89L42 88V92H39V93H37V95L38 94H40V95H38V96H36V93H35V91L32 89V90H30V86L32 87V85H28V83H30V80ZM44 79V80H43ZM63 79V80H62ZM105 81H104V80ZM124 79V80H123ZM127 81H126V80ZM136 79H139V81L137 80V83L139 82V86L137 85V83L135 84V81H136ZM197 79V78H196ZM29 82H28V81ZM32 80H34V81H32ZM154 81V82H151V81ZM193 80H195V78H193ZM44 81V82H43ZM46 81V82H45ZM101 81H104L106 84L104 85V82H101ZM117 81H118V84H117ZM141 81V82H140ZM16 82V83H15ZM27 82V85L29 86L28 88H29V90L31 91H29L30 93H32V92H34L33 93V95L31 94L30 95V93H29V95H30V97H31V99L32 100H30V103L28 102L29 101V98H28V92L26 93V95H24V93L26 92V91H28V89L27 90H25V88L27 87V85L25 84ZM37 84H36V83ZM43 82V83H42ZM61 82H63L62 84H61ZM120 82V83H119ZM123 82V83H122ZM127 82H129V83H127ZM150 82H151V85H150ZM9 84V85H7L6 86V84ZM40 83V84H39ZM41 83H42V85H41ZM122 83V84H121ZM149 83V85H147V84ZM86 84H88V85H86ZM120 84V85H119ZM130 84H135V86H137V87H135V88H133L132 89V85H130ZM180 84V85H179ZM24 85V86H23ZM25 85H26V87H25ZM36 85V86H35ZM38 85H40V86H38ZM62 85H64V86H62ZM104 85V86H103ZM261 85V86H260ZM20 86H23V88H24V90H25V92H22V90H21V92H20ZM62 86V87H61ZM80 86V85H79ZM88 86H89V88H88ZM134 86V85H133ZM145 86V87H144ZM259 88H260V90L262 91L263 90V92H264V83L263 84H259ZM7 87V88H6ZM106 87V86H105ZM262 87V88H261ZM22 88V87H21ZM22 88V89H23ZM81 88H82V90H83V88H85V90L86 91H82L81 90ZM18 89H19V93H18V95L19 96H17V99H16V94H17V92H18ZM43 89H44V91H43ZM60 89H63V91L62 90H60ZM99 89V90H100ZM131 89H132V92H131ZM180 89H182V90H180ZM23 90V91H24ZM184 91L183 93H184V95H183V93L181 92L180 93V91ZM259 89H258V92L259 93H261V94H264L263 92H261ZM59 91V92H58ZM122 91V93H120ZM147 91V90H146ZM157 91V92H156ZM193 91V92H192ZM50 92V90L48 91V93H51ZM64 92V93H63ZM85 92V93H84ZM44 94V97L46 98H43V101L45 102V103H49V102H52L51 104H53V103H57V102H59V103H57L56 105H54V108H53V105L51 106V104H47L48 106H51L50 107V109H49V107H44V109H46V110H44L43 109V101H41V98L43 97V95H41V94ZM51 93V94H52ZM58 93H60V95L58 94ZM83 93V94H82ZM178 93H180V94H178ZM3 94V95H4ZM20 94H22V97L24 98H21L20 96ZM68 94V93H67ZM73 94H74V96H73ZM11 95V96H10ZM25 97H24V96ZM66 95V96H65ZM82 95H83V97H82ZM179 95V96H178ZM13 96V97H12ZM40 96V97H39ZM48 96V95H47ZM48 96V97H49ZM145 96V95H144ZM176 96H178V97H176ZM182 96V97H181ZM196 96L194 97V98H196ZM259 97L261 96L260 94L258 95ZM2 97V96H1ZM27 97V98H26ZM68 98L67 100L65 99V98ZM73 97V98H72ZM95 98H96V96H94ZM93 97V98H94ZM138 99H136V98ZM139 97H140V100H139ZM181 97V98H180ZM263 97V96H262ZM261 97V98H262ZM6 99H7V96L5 97ZM4 98V99H5ZM13 98V99H12ZM16 99V101H15V99ZM59 98H60V100H59ZM63 98V99H62ZM77 98H79L78 100H77ZM80 98H82V99H80ZM93 98H92V100H93ZM135 98V99H134ZM175 98V99H174ZM11 99V101H13V102H10L9 100ZM28 99V101H26ZM48 99V100H47ZM49 99H50V101H49ZM74 99V100H73ZM86 99H88L87 101H85ZM97 99H99V98H97ZM97 99H94L93 101L94 102H98L99 103V101H95V100H97ZM153 99H154V101H153ZM25 102H27V103H23L24 101ZM34 100V101H33ZM45 100H47V101H45ZM57 100V101H56ZM59 100V101H58ZM76 101V102H74L73 103V105H77V106H72V107H77L78 108V110H74V109H72L71 111H70V109L71 108H68V107H70L71 105H70V102L71 101ZM83 100V102H80V101H82ZM100 100V103H101V99H99ZM132 100H131V102H130V104H133L132 103ZM32 101V102H31ZM39 102V103H37V102ZM56 101V102H55ZM66 101H68L67 102V104H66ZM72 101V102H73ZM5 102V101H4ZM9 102V103H8ZM37 103V104H40L41 102V105H36V104H34V103ZM78 102V103H77ZM144 102H145V104H144ZM173 102V101H172ZM12 103V104H11ZM25 104V106L23 105V104ZM81 104L80 106L78 105V104ZM85 105V106H83V104ZM142 103V104H141ZM10 104L12 105L11 107H10ZM33 104L35 105L34 106V108H35V110L37 111V108H40V106L42 107V111L43 112H40V110H38V112L42 115H40L39 113V115H37V112L36 111H34L35 113H36V115L38 116V117H36L38 120L40 119L39 117H41V120H37L38 121V124H37V122H35V119H34V117L35 116H33V115H35L34 113H33V111H32V114H30V112L31 111H27V110H24V109H28V105H31L30 107L31 108H33ZM69 105L68 107L67 106H65V105ZM178 104V105H179ZM46 105V104H45ZM101 104H99V106H100ZM24 106V109L22 108V107ZM64 106V107H63ZM88 106H90L91 107V105L89 104ZM99 106L97 107V109H95V112L97 113H95L96 115H98V114H101L102 112L101 111H103V109H102V107L100 106V108H99ZM117 106H119V104H117L116 105V107ZM29 107V108H30ZM37 107V108H36ZM65 107H67V109H65ZM116 107H114V108H112V109H116L117 110V108ZM18 108V109H17ZM19 108L21 109H23L24 111H22V109L21 110H19ZM34 108H33V110H34ZM62 108H63V111H61L62 110ZM76 108V109H77ZM99 108V109H98ZM261 108V109H260ZM54 109H56L55 111H57V112H55V111H53ZM66 111H65V110ZM129 109H131V110H129ZM240 109V108H239ZM236 109V112L233 114V116L234 115H237L238 113H240V111H242V109ZM259 109V110H258ZM17 110H19L18 112L21 114V115H23V116H25L23 119V123L21 124L20 122L22 121V119L21 120H18V119H16L17 117L19 118L21 115H19L16 111ZM50 110V111H49ZM75 111L74 112V114L76 115H74V114H72L73 112L72 111ZM116 110L115 111H112V115L111 116H113L114 115V113L116 112ZM126 110V112H124ZM239 110V112H237ZM14 111L16 112V114L14 113ZM22 111V112H21ZM27 111V112H26ZM45 111V112H44ZM256 111V112H255ZM262 111H264V108H262V107H257L255 110H253L251 113H250V117L248 116V120H246L244 123H242L240 126H239V128H240V130H239V128L237 127V129L235 130V133H234V129H230L229 130V128H236V127H233L232 125H227V126H224V125H220L219 127L221 128L222 127V133H221V131H220V136L218 137V140H219V142H221L220 143V146H222V148H220L219 147V144H218V141L217 140H215L216 138H209L208 139V141H209V143H207V142H205V144H204V146L202 147V148H200L199 149V151H197L193 156L192 155H188L187 156V158H186V156H184V155H182L181 156V154H177L176 155V157H174L173 158V160L172 161H174L173 163H172V161H171V163L169 164L170 166H172V167H170V168H165L166 170H168V171H166L165 170V172L167 173V176H172L171 174H173V172L175 173V174H177V176L178 175H180V174H182V173H184V172H187L188 170L187 169H190L191 167L190 166H193L194 164H196V162L197 161H195L196 159H198L199 160V162H200V160H201V162H203L204 161V158H205V161H207V163H205V161L202 163L203 165H205V167L206 166H210V167H212V168H208V167H206V170H209V171H207L208 173L206 174H200L199 175V177L197 178V179H203V180H195L194 181V186L192 187V192H191V190L190 191H188V193L187 192H185V191H181L182 193L180 194L179 192H180V189L177 191V189H173V191H172V186L171 185H168V187L171 189V191H172V193L170 194V193H168V194H164V197H170V198H172V200L174 201H177V203L175 204V202H174V204L176 205H173V206H170L166 211H165V213H163L162 214V216H159L158 217V215H156V214H152V215H150V219H147V217L146 218H144V220L142 221V220H140V218H132L131 219V222L129 223V222H127V223H123V224H121V225H118V227L116 226V227H113L112 229H110L109 231H106L107 233L105 234V232L104 231H102V232H100L99 233V228L98 227H96L97 229H98V231L96 232V228H95V226L98 224V222H101L103 219L101 218V217H103L104 215H102L101 213L103 212V214H104V211H107V210H105V208H104V211H101V212H99V213H95L94 214V211L93 210H91V209H95V206H93V205H96V204H94V200H96L97 201V197H98V195H100L99 193H101L99 190L101 189V191H102V193H104L103 192V190H104V184L105 185H107L106 184V182L109 180L108 178L109 177H111V173H112V169L114 168V166H117L118 164H120V162H121V158L123 159V157H124V152H125V150H124V148L126 149V145H128V143H127V140L122 144H119L117 147H115L111 152L113 153H111V155H112V157L110 158V160H109V162H108V164H106L105 165V170H106V174H108L107 176H109V174H110V176L109 177H107L106 176V174H105V172L102 174V176L100 177V176H94V177H90L92 180H90V178H85V180H87V181H85L86 183H91V188H93L91 191H89L90 193H88L89 194V196H85L86 197V201H84L83 202V205H84V203H85V205L83 206L82 205V213L79 215V214H77V215H75V216H72V218L71 217H69L68 215V212L66 211V213L63 211V209L61 208L59 211H63L61 214H60V216L59 217H62L61 215L63 214L64 216L62 217V218H58L57 220H56V223L58 222V223H60L61 221H63L64 220V227L63 228H61V231H60V234L59 233H57L56 235H55V233L53 232V228L51 229V228H48L46 231L45 230H43L44 231V234H46V235H49V236H46V235H44V236H46V237H44L43 236V238H41L42 237V235H43V233H39V232H41V231H39L40 229V227H38V224H36V225H34L33 223H32V226L34 227V228H32V229H34V230H36V231H34V230H32L31 228V230H32V233H31V236L30 237H33V238H30V239H26V238H23V232H25V230H28L27 228H29L30 226H31V224H29V226L27 227V220H28V222L30 221V218H28L29 216V213L31 212V214H33V213H36L37 211L36 210H43L45 207V209L48 211L49 210V207H50V209L52 208V207H54V205L57 203L56 202V198L58 197V200H61L59 197H60V195L59 194H61V196H62V193H64V192H67V191H70L71 190V187H69V188H67L68 190L67 191H65V189H63L64 191L63 192H54L55 194H57V195H55L54 193H50L49 191H52L53 189H51L50 188V185H47V183H46V181L44 180V183H45V185L43 186V182H42V180H41V178L39 179L38 178V180H37V177H35L36 178V180L34 179V178H28L29 177V175L27 176V179L29 180V182L27 181V179H24V177L27 175L26 173H28L27 172V169H25L24 170V168H25V163L24 164H22L21 166H19L20 167V169L18 170V169H15L14 168V170H12V171H10V173H9V177L7 176V181L8 182H11V184L9 183H7V181H6V184H8V185H11V187L10 186H8V188H7V190L6 191H8V190H11V188L13 189L11 192H13L14 191V193H16V192H18V193H16V194H19V193H22L23 191L22 190H20V189H23V187L25 188V186H27L26 187V189H24V192L21 194V195H18V197H16V199L14 198V200H12V201H17V199H18V201H20L19 203H20V205H18L19 203H18V201H17V203H16V205H18V206H20V207H18L17 209L18 210H16V213L14 212V214H11L10 213V209H8L7 207H11V205L12 204H14V202L12 203V202H9V201H11V195H9V194H13V193H9L8 194V192H6L5 190H4V192L2 193H0V210H4L5 208V211H0V263L1 264H28L29 262H28V257H31V255H32V251H31V253L29 252L30 250V248H31V250H33V248L35 249L36 247H38L37 245H40L41 247L44 245L45 246V243H46V246L48 245V247L50 246V248H51V250L50 251H57L56 249H58V251L62 248H64L65 246V248H67L68 246V243H69V240H70V238L73 236V235H75L74 233L77 231V229H78V226H80L79 227V231H80V229L82 228V226H83V224H85V222L84 221H82V219H84L85 221H87L89 218H87V217H89V215L88 214H91V211H92V214L90 215V217L91 216H94V220H93V218H90V219H92V222H91V220H90V224H92V225H89V223H88V221H87V225H88V227H89V230H88V228H87V225H86V227L84 226V228H82L81 230L82 231H80V233L82 234V236H85L83 239V242L80 244V247H78L77 248V250H76V255H74L73 257H72V259L69 261V258H66V259H63L64 257H59L56 261H55V263L54 264H65L66 262H68V263H66V264H84V262H85V264L87 263V264H92L94 261V263L93 264H173L172 262L176 259V257H178V256H180L181 254L182 255H186V252L188 251V248L186 249V248H184V246L186 245V244H190V243H192V241L194 240L193 239V237L194 238H196V233L197 234H199L200 232H207V226L210 224V222L211 221H209L210 219H211V217L210 216H212V214L216 211V212H220L221 210H225V209H228V210H230V208L232 207V205L234 206V207H236V208H238V209H235V210H239V208L241 207V209L240 210H245V209H247V208H249V207H251V206H249L250 204H254V202H255V200H259V199H262L263 201H264V112L262 113ZM61 112H63V113H65V114H63V113H61ZM68 112H70V116H68ZM114 112V113H113ZM255 114H254V113ZM28 113H29V115H28ZM54 113H56L57 115H60L59 116V120L58 119H56V114H54ZM62 115H61V114ZM117 113V112H116ZM115 113V114H116ZM253 113V114H252ZM9 114V115H8ZM19 115V116H15V115ZM67 114V116H68V118L69 119H74V122H76V119H77V124L76 123H74L72 120H69V124H67V125H65L64 126V128L65 129H63V131H61L62 129H60L61 127H60V125L59 124H55L56 123V121H57V123H60L59 121H61V119H63L64 118V120L65 119H67V116H65ZM71 114L73 115V116H71ZM138 114V115H137ZM258 114V115H257ZM3 115V116H4ZM8 115V116H7ZM13 115H14V120H13ZM52 115H55L54 117L52 116ZM64 115V116H63ZM121 115V114H120ZM122 115H121V117H122ZM239 115V114H238ZM1 116V115H0ZM7 116V117H6ZM23 116H21L20 118H22ZM50 116H52V118H54V119H56V120H54L53 119V122L51 121L52 119L50 118ZM126 116H124L125 118H126ZM138 116V117H137ZM259 116V117H258ZM42 117H44V119H42ZM76 117V118H75ZM123 117V118H124ZM128 117V116H127ZM235 117V116H234ZM50 118V119H49ZM137 118H140V119H137ZM32 119H34V124H31V121H32ZM137 120H138V122H137ZM154 120V121H153ZM159 120V121H158ZM41 121V122H40ZM48 121H50L51 123H49ZM63 121V120H62ZM62 121H61V123H62ZM71 121H72V123L74 124V125H72L71 124ZM80 121V122H79ZM24 122H25V124H24ZM40 122V123H39ZM43 122V123H42ZM257 122V123H256ZM259 122V123H258ZM35 123H36V126L38 127H36L35 126ZM43 125H42V124ZM60 123V124H61ZM80 123V124H79ZM8 124L5 126V127H7L8 126ZM40 124H41V127L43 128V130H44V132H42V137L44 138V139H46V140H44L42 137L40 138L39 137V139H38V141H35L36 139H35V137H32V136H36V135H34V134H36L37 133V131H38V129H39V126H40ZM76 124V125H75ZM18 125V124H17ZM34 125V126H33ZM55 125L56 126H58V127H55ZM152 125H154V126H152ZM44 126H46V127H44ZM70 126H72L71 128H70ZM76 126V127H75ZM33 127H36V129L33 131ZM50 127V128H49ZM218 127V128H219ZM229 127V128H228ZM53 128V129H52ZM248 128V129H247ZM5 129V128H4ZM5 129V130H6ZM30 129V130H29ZM47 129V130H46ZM49 129H52V130H49ZM58 129V130H57ZM59 129H60V134H57L56 135V133H58L59 132ZM224 129H225V131H224ZM226 129L228 130V131H226ZM254 129H256V131L254 130ZM5 130H3V131H0V133L1 132H4ZM42 130V131H43ZM149 130V131H148ZM251 130H253V131H251ZM32 131V132H31ZM81 133H80V132ZM230 131V132H229ZM231 131L234 133V134H236V135H234L233 134V136L231 135V134H229V133H231ZM250 131V132H249ZM19 132H21V133H19ZM23 132V133H22ZM36 132V133H35ZM50 132V133H49ZM54 132V133H53ZM56 132V133H55ZM105 132H106V134L107 135H105ZM148 132V133H147ZM228 132V133H227ZM237 132V133H236ZM4 133H6V132H4ZM25 133V134H24ZM34 133V134H33ZM43 133L45 134L44 136H43ZM51 133H53V135L51 134ZM103 135H102V134ZM224 133V135L223 136H221L222 134ZM3 134V133H2ZM1 134V135H2ZM227 134V135H226ZM25 135H27L26 137H23V136H25ZM49 135V136H48ZM57 136V137H51V136ZM70 135V136H69ZM72 135V136H71ZM101 136H102V138H101ZM104 136H106L105 138H104ZM144 136H145V138H144ZM225 136H227L228 138H229V140H228V138L226 137V139H225ZM30 137L31 138H33V140L31 139L30 140ZM61 137V138H60ZM67 137L69 138V139H67ZM71 137H72V139H71ZM223 137V138H222ZM234 137V138H233ZM246 137V138H245ZM50 138L51 139H53L52 141H54V143L51 145V144H49V143H51V140H50ZM57 138V140H54V139H56ZM59 138V139H58ZM76 138H78L79 139V142H80V144H81V146L79 147L80 148V150H77V153L76 152H73V153H76V154H78V155H76V154H70V155H68V157H62L63 155H64V153L66 152L65 150L66 149H64L65 147H63L64 145H67V144H69L71 141H74ZM99 138H101V139H103V140H101L100 141V139ZM35 139V140H34ZM41 139V141H39ZM65 140V142H67V144L66 143H63L64 142V140ZM71 139V140H70ZM146 139V140H145ZM152 139V138H151ZM150 138L148 139L149 140V142L147 143L150 147L149 148H151V150H153L154 149V147L156 148V143L157 142H155V140L153 139V140H151ZM214 139V140H213ZM221 139V140H220ZM60 140V141H59ZM225 142H224V141ZM226 140H228V142L226 141ZM240 140V141H239ZM31 141H33V142H31ZM35 141V142H34ZM49 143H48V142ZM70 141V142H69ZM99 141V142H98ZM143 141V142H144ZM217 141V142H216ZM30 142V143H29ZM43 143V144H41V143ZM45 142H46V144H45ZM98 142V143H97ZM101 142V143H102ZM214 142L216 143V144H214ZM232 142V143H231ZM241 142V143H240ZM62 143V144H61ZM106 142H104V143H102V148H100V149H103V147H104V144H105ZM228 144V145H226L227 146V148L225 147V145L224 144ZM34 144V145H33ZM39 144V145H38ZM50 145V147H47V149H44L43 150V148H45L46 146L45 145ZM56 144H58V145H56ZM99 144V145H98ZM216 145L217 146V144H218V147L221 149V151H223V153L222 152H218V150L219 149H216L217 147L216 146H214V145ZM223 144V145H222ZM238 144V145H237ZM22 145V146H21ZM40 145H43L42 146V148H41V146ZM47 145V146H48ZM54 145H56L55 146V148H53L54 147ZM97 146V148H95L96 146ZM121 145V146H120ZM156 145V146H155ZM207 145H208V147H207ZM230 145V146H229ZM94 146V147H93ZM24 147V148H23ZM62 147V148H61ZM101 147V146H100ZM164 147H166V148H168V149H164ZM171 146H170V144H168L167 146L166 145H164V144H162L161 143V145L160 146H158L157 148L159 149V148H161V150L159 149V151H164L165 150V155L169 152V154H168V156H165L164 155V152L163 153H160L159 154V156L161 155L162 157L164 156V157H166V158H170L171 157V153H170V148ZM207 147V148H206ZM209 147H210V149H209ZM213 147H215L214 148V150H213ZM225 147V148H224ZM14 148H16V149H14ZM52 148V149H51ZM60 148V149H59ZM78 148V149H79ZM83 148H85V149H83ZM90 148V149H89ZM117 148H120V149H118V150H115V149H117ZM211 148H212V151H216V154H217V152L219 153V155L217 154V158L216 157H214V156H216L215 155V153L213 154L210 150H211ZM239 148V149H238ZM9 148L8 149H5V151L4 150H2L1 152H0V167H1V169L3 168H7L6 167V165H9V162H10V155H9V153L7 152V154H6V151L8 150V151H11ZM23 149V150H22ZM51 149V150H50ZM59 149V150H58ZM64 149V150H63ZM83 149V150H82ZM87 149V150H86ZM89 149V150H88ZM163 149V150H162ZM225 149H227V150H225ZM237 149V150H236ZM37 150V151H36ZM48 151V153H47V151ZM64 151V153L62 154L61 153V151ZM13 151H11L10 152V154H11V156H12V154H13ZM45 153H44V152ZM50 151V152H49ZM53 151V152H52ZM55 151H57L58 153H56ZM116 151V152H115ZM168 151V152H167ZM203 151V152H202ZM207 151V152H206ZM226 151V152H225ZM5 152V153H4ZM55 152V153H54ZM84 152V153H83ZM167 152V153H166ZM205 155V156H203L202 157V159H201V156L200 155H202V153ZM61 153V154H60ZM98 153V154H97ZM201 153V154H200ZM206 153V154H205ZM207 153H208V156H207ZM209 153H211V154H209ZM15 154V153H14ZM55 154H60L59 156H60V159H62V158H66V159H68L70 156L72 157V159L73 160H71L70 158H69V160H70V163H72L71 165L72 166H74V167H71L70 165V167H67V171H66V167H65V165L63 166V164H62V162H63V160H61L60 161V159H58L59 158V156L58 155H55ZM79 154H81L80 156H79ZM116 154V155H115ZM119 154V155H118ZM213 154V155H212ZM222 154V155H221ZM224 154V155H223ZM37 155V156H36ZM47 155V156H46ZM50 155V156H49ZM62 155V156H61ZM76 155V156H75ZM123 155V156H122ZM210 155V156H209ZM221 155V156H220ZM227 155V156H226ZM35 156V157H34ZM49 156V157H48ZM58 156V157H57ZM160 156V157H161ZM212 156V157H211ZM74 157V158H73ZM181 157L183 158L184 157V160L183 159H181ZM209 157V158H208ZM211 157V158H210ZM215 159H214V158ZM219 157V158H218ZM221 157H222V159H221ZM47 158V159H46ZM54 158V159H53ZM114 158V159H113ZM177 158V159H176ZM228 158V159H227ZM46 159V160H45ZM50 159V160H49ZM58 159V160H57ZM65 159V160H66ZM209 159H212V160H210V161H208ZM214 159V160H213ZM218 159V160H217ZM8 160H9V162H8ZM64 160V161H65ZM76 160V161H75ZM119 160H120V162H119ZM180 160L182 161V162H180ZM217 160V161H216ZM46 161V162H45ZM52 161V162H51ZM59 161V162H58ZM74 161V162H73ZM213 161V162H212ZM216 161V162H215ZM4 162L6 163V162H8V164L6 163V164H4ZM40 162V163H39ZM61 162V163H60ZM114 162V163H113ZM118 162V163H117ZM194 162V163H193ZM76 163V164H75ZM116 163V164H115ZM198 163V162H197ZM208 163H210V165L208 164ZM213 163V164H212ZM62 164V165H61ZM99 164V163H98ZM175 164V165H174ZM191 164V165H190ZM215 164V165H214ZM24 165V166H23ZM59 165H61V167H59ZM76 165V166H75ZM114 165V166H113ZM174 165V166H173ZM182 165V166H181ZM10 166V165H9ZM24 168H23V167ZM19 167H16V168H19ZM77 167V168H76ZM88 167H90V165L88 166ZM169 167V166H168ZM9 168V167H8ZM23 168V169H22ZM61 169L62 168V170H58V171H60L59 173H58V175L55 173V175L56 176H53V174H54V171H53V169H55V171H57V169ZM65 168V169H64ZM3 169H2V171H3ZM5 169H4V171H5ZM11 169V168H10ZM77 169H78V171H77ZM83 169H85V170H83ZM6 170H8V169H6ZM45 170V171H44ZM51 170H52V175H51ZM66 172H65V171ZM69 170V171H68ZM177 170V171H176ZM14 171V172H13ZM17 171V172H16ZM46 171H47V173H46ZM64 171V172H63ZM80 171H82V172H84L85 174H83L82 172H80ZM45 172V173H44ZM210 172V173H209ZM64 173V174H63ZM63 174V175H62ZM80 174L83 176H80ZM105 174V175H104ZM210 174V175H209ZM11 175V176H10ZM87 175V174H86ZM85 175V176H86ZM174 175V174H173ZM105 176V177H104ZM113 176V175H112ZM203 176V177H202ZM210 176V177H209ZM58 177V178H57ZM81 177V178H80ZM95 177H97V178H99V179H95ZM26 178V177H25ZM56 178V179H55ZM81 180H80V179ZM94 178V179H93ZM107 180H106V179ZM253 179L255 182H252V183H254V184H252L251 182H250V180L249 179ZM31 179L33 180L32 182H34V183H30V181H31ZM79 179V180H78ZM90 181H89V180ZM104 179V180H103ZM256 179V180H255ZM24 180H26V181H24ZM35 180V181H34ZM41 182H40V181ZM52 180V181H51ZM56 180V181H55ZM77 180V181H76ZM94 180V182H95V184H93V181ZM96 180V181H95ZM106 180V181H105ZM249 180V181H248ZM24 181V182H23ZM89 181V182H88ZM102 181H105V183L104 182H102ZM235 181V182H234ZM23 182V183H22ZM36 182H38V185H40V186H43V187H40L39 188V186H37V183ZM39 182H40V184H39ZM201 182V183H200ZM230 182H232L231 183V185L232 184H234V185H232L231 186V188L234 186L235 187V189H231L230 187H229V185H230ZM234 182V183H233ZM237 182V183H236ZM246 182H247V184H246ZM26 183H27V185H26ZM31 185H30V184ZM69 183L67 184V185H69ZM72 183V184H71ZM98 183V184H97ZM108 183V182H107ZM203 183V184H202ZM238 185L239 184V186H236V184ZM242 183V184H241ZM244 183H245V185H244ZM23 184H25V185H23ZM32 184H35L36 185V187L35 186H33ZM55 184V185H54ZM97 184V185H96ZM198 184V185H197ZM200 184V185H199ZM202 184V185H201ZM227 184V185H226ZM31 186V188L32 187H35L36 189H35V191L33 192V193H31L30 191L32 190H28V188L30 189V186ZM94 185H95V187H94ZM122 184H117L116 185V188H120L119 186H121ZM197 185V186H196ZM249 185H250V188H249ZM23 186V187H22ZM45 186H47L48 188H50V189H48V188H46ZM93 186V187H92ZM97 186H99V187H97ZM104 186V187H103ZM245 188H244V187ZM252 186H253V188H252ZM66 187V186H65ZM75 187V186H74ZM103 187V188H102ZM203 187V188H202ZM205 187V188H204ZM228 187V188H227ZM233 187V188H234ZM18 188H20V189H18ZM37 188H38V191H37ZM43 188H46L45 189V191L43 192V194H47V196H43V194L40 192V190L39 189H42L43 190ZM231 189L230 191L232 192V194H231V192L228 190V189ZM238 188V189H237ZM15 189H18V190H16L15 191ZM228 191H227V190ZM242 189V190H241ZM27 190V191H26ZM234 190H237L236 192L234 191ZM22 191V192H21ZM33 191V190H32ZM46 191H48L49 192V194L46 192ZM98 191H99V193H98ZM214 191V192H213ZM233 191L235 192V193H233ZM241 191V192H240ZM36 192H37V194H36ZM38 192H40V193H38ZM46 192V193H45ZM178 192V193H177ZM184 192L186 193V195L184 194ZM196 192V193H195ZM224 192H229V193H225L226 194V196H225V194H224ZM244 192V193H243ZM30 193V194H29ZM92 193V194H91ZM192 193V194H191ZM31 194H33V196L31 195ZM38 194H42V196H43V198L44 199H42V196L41 195H38ZM67 194V193H66ZM177 194H178V196H177ZM180 194V195H179ZM185 195V196H182V195ZM224 194V195H223ZM229 194V195H228ZM242 194V195H241ZM7 195H9V196H7ZM14 195V194H13ZM31 195V196H30ZM36 195V196H35ZM49 195V196H48ZM65 195V193L63 194V196ZM166 195V196H165ZM174 195H176V196H174ZM230 196V197H228V196ZM255 195V196H254ZM257 195V196H256ZM19 196H20V199H19ZM62 196V197H63ZM91 196H93L92 198H91ZM101 196H103V194L102 195H100L99 197L101 198ZM182 196V197H181ZM187 196H188V198H187ZM225 196V197H224ZM233 196V197H232ZM259 196V197H258ZM260 196H262V197H260ZM24 198V199H22V198ZM29 197H31V200L33 199L32 197H34V199H33V201H31V200H29ZM37 197L39 198V200H37L36 201V199H37ZM54 197H56V198H54ZM61 197V198H62ZM84 197V198H85ZM129 197V196H128ZM127 197V199L125 198V200L123 201V203H122V206H121V210H123L121 213L122 214H126V211H127V214L128 215H130L133 211V214L135 213V211H136V206H137V204H138V202H139V198L137 197V199L135 198L136 196H131L130 198H128ZM175 197H177L176 199H175ZM178 197L181 199V198H185V199H182L183 200V203H182V200H178ZM223 197V199L224 200H221V198ZM241 199H240V198ZM255 198V200H254V198ZM36 198V199H35ZM46 198V199H45ZM50 198V199H49ZM54 198V199H53ZM96 198V199H95ZM132 198V199H131ZM191 198V199H190ZM193 198V199H192ZM220 198V199H219ZM231 198V199H230ZM234 198V199H233ZM239 198V199H238ZM246 198V199H245ZM22 199V200H21ZM52 199V202L50 203V200ZM99 199V198H98ZM129 199V200H128ZM138 200V201H136V200ZM186 199L188 200V201H186ZM190 199V200H189ZM218 199H219V201H222V202H219L218 201ZM5 200H7L9 203H7L6 204V201ZM24 200H26V201H24ZM27 200H29V201H27ZM42 200H44L43 201V203H42ZM47 200V201H46ZM49 200V201H48ZM53 200H55V204H54V201ZM131 200V201H130ZM227 200H229V202L227 201ZM237 200H238V202H237ZM253 201V203L251 202V201ZM31 201V202H30ZM89 201V202H88ZM95 201V202H96ZM191 201V202H190ZM248 201V202H247ZM25 202H26V204H25ZM28 202V203H27ZM32 202H34V203H32ZM46 202V203H45ZM50 204H49V203ZM88 202V203H87ZM136 202V203H135ZM179 202V203H178ZM180 202L182 203V204H180ZM190 202V203H189ZM216 202V203H215ZM218 202V203H217ZM237 202V203H236ZM244 202V203H243ZM23 203V204H22ZM29 203H31V204H29ZM36 203V204H35ZM39 203V204H38ZM48 203V204H47ZM213 203H215V204H213ZM232 203V204H231ZM235 203V204H234ZM240 203L242 204L241 206H239L240 205ZM6 204V205H5ZM54 204V205H53ZM93 204V205H92ZM125 204H127L126 205V207L124 206ZM177 204H180L179 205V208L177 207L178 205ZM183 204H184V206H183ZM189 205L188 207H187V205ZM191 204V205H190ZM193 204V205H192ZM4 205V206H3ZM9 205V206H8ZM27 205V206H26ZM47 205H48V208H47ZM51 205H53V206H51ZM87 205V206H86ZM90 205H91V208H90ZM186 205V206H185ZM195 205V206H194ZM237 205V206H236ZM247 205V206H246ZM39 206H40V208H39ZM42 206H43V208H42ZM88 206H89V209L91 210V211H89L90 213H88ZM92 206L94 207V208H92ZM217 206H219V208L216 207ZM239 206V207H238ZM26 207V208H25ZM107 207V206H106ZM171 207H172V209H171ZM175 207V209H176V211H175V209H173ZM228 207H230V208H228ZM245 207V209H243ZM2 208V209H1ZM22 208V209H21ZM37 208V209H36ZM39 208V209H38ZM85 208H87L86 210H85ZM123 208V209H122ZM181 208V209H180ZM183 208H184V210H183ZM36 209V210H35ZM44 209V210H45ZM107 209V208H106ZM127 209V210H126ZM179 209V210H178ZM27 210V211H26ZM43 210V211H44ZM84 210V211H83ZM126 210V211H125ZM168 210H169V212H168ZM172 210H174L173 212H172ZM181 210H183V211H181ZM228 210H226L227 212H228ZM235 210L233 211V212H235ZM240 210H239V212H240ZM8 211V212H7ZM18 211V212H17ZM23 211V212H22ZM95 211H96V209H95ZM172 213H171V212ZM179 211H180V213H179ZM231 211V210H230ZM226 212V214H227V217L229 216L228 214L230 213V216H231V214L233 213L232 211V213L231 212ZM7 212V213H6ZM40 212V211H39ZM39 212H37V214L39 213ZM83 212H84V214H87L86 216L87 217H85L84 218V214H83ZM85 212H87V213H85ZM131 212V213H130ZM169 214V213H171V215H168V217L166 216V214L167 213ZM186 212V213H185ZM26 215H25V214ZM42 213H44V212H42ZM41 212H40V214H42ZM130 213V214H129ZM6 214V215H5ZM9 214V215H8ZM19 214V215H18ZM28 214V215H27ZM67 216H66V215ZM94 214V215H93ZM99 214V215H98ZM132 214V215H133ZM188 216H187V215ZM215 214V213H214ZM217 214V213H216ZM12 215V216H11ZM18 215V216H17ZM36 215V214H35ZM83 215V216H82ZM102 215V216H101ZM210 215V216H209ZM2 216V217H1ZM10 216V217H9ZM24 216V217H23ZM28 216V217H27ZM80 216V217H79ZM101 216V217H100ZM173 217V219H170V217ZM186 216H187V218H186ZM194 216H195V218H194ZM208 216L210 217V218H208ZM17 217V218H16ZM67 217H68V219H69V221H68V219H67ZM74 217V218H73ZM77 217V218H76ZM154 217H156V220H155V218ZM166 219H165V218ZM171 217V218H172ZM190 217V218H189ZM207 217V218H206ZM9 218V219H8ZM73 219V220H71V219ZM97 218H98V220H97ZM99 218H100V221H99ZM159 218H161V220L159 219ZM194 219V220H191V219ZM202 218H203V220H202ZM59 219H62V220H59ZM67 219V220H66ZM95 219H96V221H95ZM102 219V220H101ZM134 219V220H133ZM135 219L137 220V219H139L138 221H135ZM152 219H154L155 221H153V223L151 222L152 221ZM160 221H159V220ZM165 221V222H163V220ZM81 220V221H80ZM133 220V221H132ZM169 220V221H168ZM171 220V221H170ZM173 220H174V222H173ZM25 221V222H24ZM66 221V222H65ZM77 221H78V224H82V225H77ZM147 221H148V223H147ZM158 221L161 223H158ZM209 221V222H208ZM23 222V223H22ZM32 222V221H31ZM81 222V223H80ZM97 222V223H96ZM144 222V223H143ZM208 222V224H206ZM95 223H96V225H95ZM141 223H142V225H141ZM151 223H152V225H151ZM155 223H158V224H155ZM163 223V224H162ZM170 223V224H169ZM22 224H24V225H22ZM124 224H125V226H127V227H124ZM127 224H129V225H127ZM147 224V225H146ZM149 224H150V226H149ZM20 225V226H19ZM76 225H77V227H76ZM93 225H95V226H93ZM123 225V226H122ZM157 225L159 226V227H157ZM167 225V226H166ZM204 227H206V228H204ZM207 225V226H206ZM19 226V227H18ZM25 228H24V227ZM31 226V227H32ZM35 226H37L36 228H35ZM141 226V227H140ZM144 226V227H143ZM198 226V227H197ZM21 227V228H20ZM92 227H94L93 229H94V233L92 232L93 231V229H91ZM121 227H123V228H121ZM143 227V228H142ZM149 227V229H147ZM154 227H156V228H154ZM22 228H24L23 229V231H21L22 230ZM119 228V229H118ZM141 228H142V230H141ZM146 228V229H145ZM202 228V231L200 230V232H199V229H201ZM20 229V230H19ZM84 229V230H83ZM90 229H91V231H90ZM134 229H136V230H134ZM138 229H140V230H138ZM76 230V231H75ZM112 230V231H111ZM151 230V231H150ZM206 230V231H205ZM20 231V233L18 234V232ZM101 231V230H100ZM140 231V232H139ZM15 232V233H14ZM46 232V233H45ZM52 234H51V233ZM62 232V233H61ZM199 232V233H198ZM38 233V234H37ZM54 233V234H53ZM83 233L85 234V235H83ZM138 233V234H137ZM35 235V236H33V235ZM40 234H41V236H40ZM103 234V235H102ZM260 235H262L263 233H259ZM258 233H252V236H250L251 238L253 237V240L248 236V237H244L245 239H247V241L242 237V239L243 240H241L242 241V243H241V241H240V245L242 244V248L244 247H246V249H242L241 247H239V249L240 250H238V252L240 251L241 252V254H236V258L235 257H233V258H235V260L237 259V262H239V260L241 259L240 258V256L243 258L244 256L247 258H249V256L250 257H254V256H256V252H258L259 253V251H260V253L262 252L261 250L263 249V247H264V240H262V239H264L263 237H264V234L262 235V237L259 235ZM16 235H18V236H16ZM22 235V236H21ZM54 235V236H53ZM58 235H59V237H58ZM89 235H90V237H89ZM96 235V236H95ZM113 235V236H112ZM196 235V236H195ZM200 235V234H199ZM198 235V236H199ZM251 235V234H250ZM258 235V236H257ZM19 236H21V237H19ZM91 236H93V237H91ZM126 236V237H125ZM256 236V238L258 237V239H256V238H254ZM259 236H260V238H262V239H259ZM52 237V238H51ZM54 237V238H53ZM87 237H89V238H87ZM121 237V238H120ZM17 238V239H16ZM28 238V237H27ZM108 238V239H107ZM111 238V239H110ZM115 238V239H114ZM22 239H23V241H22ZM25 239V240H24ZM45 239V240H44ZM190 239H192V241H189ZM250 239V240H249ZM256 239V240H255ZM20 240V241H19ZM42 240H44V241H42ZM51 240V241H50ZM54 240V241H53ZM121 240V241H120ZM246 242H245V241ZM47 241V242H46ZM49 241V242H48ZM118 241V242H117ZM186 241H187V243H186ZM189 241V242H188ZM229 241V240H228ZM228 241H226L225 243V245L227 246V245H229L230 244V241L228 242ZM263 243H262V242ZM123 242V243H122ZM245 242V244H243ZM42 243V244H41ZM49 243V244H48ZM105 243V244H104ZM114 243V244H113ZM121 243V244H120ZM184 243H186L185 245H184ZM229 243V244H228ZM83 244V245H82ZM101 244H103V246L101 245ZM263 244V245H262ZM53 245V246H52ZM82 245V246H81ZM109 245V246H108ZM184 245V246H183ZM244 245V246H243ZM2 246V247H1ZM27 246V247H26ZM100 246V247H99ZM108 246V247H107ZM186 246H188V245H186ZM263 246V247H262ZM33 247V248H32ZM99 247V248H98ZM183 247V248H182ZM262 247V248H261ZM261 248V249H260ZM5 249V250H4ZM99 249H101V250H99ZM165 249V250H164ZM186 249V250H185ZM241 249H242V251H241ZM257 249V250H256ZM7 250V251H6ZM101 251V252H99V251ZM163 250V251H162ZM185 250V251H184ZM243 250H245V252L243 251ZM250 250V251H249ZM4 251H5V253H4ZM34 251V250H33ZM98 251V252H97ZM200 252V253H202V254H204L203 256H202V254H199V255H196L197 254V252ZM206 251V252H205ZM209 251V250H208ZM207 250H196V253L195 252H193L196 256H194V254L192 253V256L190 255L191 253H190V251H188L189 252V254H188V256L186 255V257L184 256V258H185V262H184V259H183V262H181V263H179V264H203V262L204 261H206L207 259H212V257L210 256V251L208 252ZM255 251V252H254ZM3 252V253H2ZM28 252V253H27ZM84 252V253H83ZM181 252V253H180ZM183 252H184V254H183ZM187 252V253H188ZM231 252V254L233 253L232 251H230ZM248 252V253H247ZM24 253H26V254H24ZM99 254L100 256H95L94 254ZM102 253V254H101ZM104 253H105V255H104ZM107 253V254H106ZM165 253V254H164ZM244 253L245 254H248V256L247 255H244ZM6 254V255H5ZM14 254V255H13ZM230 253H226V255H229ZM250 254V255H249ZM94 255V256H93ZM201 255V256H200ZM239 255V256H238ZM244 255V256H243ZM258 255V254H257ZM88 256H92L91 258H92V260L90 259V257H89V259L87 258ZM190 256H191V258H190ZM194 256V257H193ZM209 256V257H208ZM230 256V258L232 257V255H229ZM229 256H227V257H229ZM94 257H96V258H94ZM187 257H189L190 258V260L187 258ZM211 257V258H210ZM238 257V258H237ZM244 257V258H245ZM5 258V259H4ZM7 258V259H6ZM77 258H79V259H77ZM83 258V259H82ZM84 258H86L85 260L87 261H89L90 263H88V262H86V261H84ZM195 258V259H194ZM62 259H63V261L64 260H68V261H62ZM81 259V260H80ZM94 259V260H93ZM186 259H188V260H186ZM193 259V260H192ZM11 260V261H10ZM212 261V262H211ZM213 261L214 260H210V264L211 263H213ZM28 262V263H27ZM56 262H58V263H56ZM62 262V263H61ZM69 262H71V263H69ZM208 262V261H207ZM206 262V263H207ZM33 264H35V262L33 263ZM36 264H50L49 262H46V261H43V262H41V261H37L36 262ZM51 264H53V262H51Z\"/></svg>","mask_w":264,"mask_h":264}]
</instances>
